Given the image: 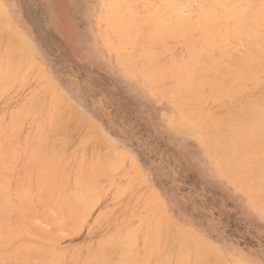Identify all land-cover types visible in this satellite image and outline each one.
Here are the masks:
<instances>
[{
	"label": "rangeland",
	"instance_id": "rangeland-1",
	"mask_svg": "<svg viewBox=\"0 0 264 264\" xmlns=\"http://www.w3.org/2000/svg\"><path fill=\"white\" fill-rule=\"evenodd\" d=\"M7 1L9 2V0H7ZM16 1L18 2L17 8H12V10L20 18L19 19L20 25L12 19L10 13L6 10L7 5H8L6 0H0V14H1L0 15V21L3 22V24H2L3 28L10 26L9 28L8 27L6 28L7 29L6 31L4 29H3L4 30L3 31L2 26L0 25V32L1 33L3 32L2 36L8 35L9 34L8 32H10L11 34H15L16 35L15 37L18 38V40H19L18 42H16L17 46L21 43L20 44V47L22 48L21 51L25 50L28 54L26 56V54H25L26 52L24 51L23 56L28 57L30 55V58H32L31 59L32 61H29L30 60L29 58H25L26 59V61H25L23 56L20 57L19 54H21V53H20V50L18 49V51H17L19 53L18 57H20V58L19 59L16 58V59H18V61L17 60L16 61L19 63L18 65H19L20 70L18 69L16 72L19 73L18 71H20V72H22V74L20 73L19 77L18 76L16 77V75H15L16 72L13 73L12 70H10L11 67H9V70L11 71V73H9V71L7 73L8 62H7V64H6V62L3 63V60L6 59V57L8 58V56H6V54L12 55V58H13V55H15L17 57V53L16 54H14V53L9 54L10 51L14 52V50H17L16 49L17 46L16 47L12 46L14 44L16 45V43H14V44L12 43V45H11L12 47H10L12 49H9V45H8L9 43L7 44L4 41L7 37L5 36L6 38H2V36L0 34L1 38L4 39L2 41L4 43H6V46H4V44H3V46H1L2 43L0 41V47L1 48L3 47L4 50L8 47V50H5V53H4V51H2V49H0L5 55V57H4L3 53L1 54V52H0V54L3 58L2 59L0 56V62H2V64L0 63V67H1V65L3 66V69L1 68L0 72L2 71L3 73L5 72V74L7 73V76L5 74L1 73V75L6 76V78L5 77L4 78L7 81L4 80L3 76H2L3 79L1 78V76H0V78L2 81L4 80L3 83L9 82V84L7 83V85H9V86L11 84L10 81H12V83L15 82L10 87H8V86L6 87V85L3 84V86H4L3 88H5V90H3V91H5V92L2 91L3 88H0V92H2V94H3V95L2 94L0 95L2 97V98H0V101H1V103H0V128L2 125L1 129H3V130H0V133H1L0 134V140H1L0 141V144H1L0 145L1 146L0 147V156L2 155L0 157V160L2 159L1 160L2 163H0V166H2V168H0V169H3L1 174H3V171H5L6 169L10 170L11 172L13 171L12 172L13 174L11 175L12 179L10 178V173L7 170L5 172H7V175H9V176L7 177L5 175L6 173L3 174V175H5L3 177L4 181L6 182V180H9L8 184L3 182L2 176L0 177V180H1L0 181V191L2 190L0 192V199H1V196H3L4 194L6 195V196L4 195L2 198L5 197L4 198L5 205L9 209V211L6 209V212L9 213L10 218H8V216H9L8 214H7L8 216H6V217L8 219H11L8 221V219L6 218L8 221V226H9V228L8 227L7 228H8V230L13 228L12 230H10V233L7 230L8 232H6V234L8 235V237H7L8 239H6V242H3L0 245V256H2V257H0V259H2V258H3V260L14 259V257L21 254L22 252L29 253L30 250H31L30 254L32 252V255H33L34 250H36V248H38L37 249L38 252L41 249L40 253H43V251H45V254L43 253L44 254V257H43L44 260L40 259L39 257L38 258L40 260H36V258L35 259L32 258V260H31L32 264H34V263L39 264L40 262H41L40 264H44L43 262H45V261L47 263L53 262L50 264H78V263L79 264H91V263L93 264V262H94V264H95V262L96 263L99 262L98 264H104V262H106V261L109 264L110 263L111 264H115V263L120 264V262L123 260L130 261V262L133 261V262H131L132 264H136V263L137 264H143V262H141V261H144V264H148V261H149L148 259H150V261H151V258H153V259L155 258V259L154 260L152 259L153 262L150 264H157L158 261H157V263H155L156 262L155 260H158L156 258L157 254H158L157 248H156V243L158 242V236L159 235L157 234V232L154 231L157 227V229L160 228L162 230V234L160 236L163 237L162 236L163 233L165 235L163 238L165 240L164 244H166V246L169 244H172V245H169L171 247V246H173V242L176 243L178 241L180 243H176V244H180L181 247H184L183 245L185 243V248H187L186 250L188 251V253L191 252L190 250H192V247L194 248V251L192 250V252L190 253L191 257H194L195 255H193V254H195V253L199 254V251H200L199 256H203L204 255L203 252L205 251V249H207V251H206L207 253H205L206 256L204 255V258L197 256L202 264L203 263L204 264H207V263L210 264L209 261H211V260H208V256H211L212 259L213 258L215 259L217 256L220 259V262L221 263L224 262V264H248V263L249 264H264V198L263 199L256 198V200H255L253 198V196L250 195L247 188L245 189V187H244L245 186L244 180H243L244 176L241 173L239 174V172H241V171L231 169V168H227V167H225V168H226V170L228 169V171H226L224 167H222L224 170H221V168H220L221 165L219 163L218 156L216 154H214L213 152H211V150L209 152V150H208L209 148L204 143L203 135H202V134H204V132L206 133V131H208L210 128H212L215 125V123L217 122L216 119L217 118L219 119L221 116H223L225 113H227V111L229 112V111H232L234 109H237V108H239V106H241L248 99L249 100L254 99L257 96H259V94L263 92L262 89L264 90V76H262L258 80H255L256 82L252 81V82H247V83L245 82V83L241 84L239 86L240 89H239V87H237L231 94H227V95H225L219 99L211 98L210 95H208L209 94L208 90H204L205 93H203V98H204L203 104H201L202 106L200 105L198 107V109H196L197 111L195 110L199 116L195 113V111L188 113V114H185L181 110H179V107L175 103H172L173 100L171 99V97L169 95L165 96L164 92H161V90H165V89H163L164 87L167 88V87H170L173 85V78L171 76L172 74H170V71L172 73L173 72L172 70L177 69L176 67H178L179 69H181L183 67L187 58L189 59V57H188L189 51L187 50L188 46L185 43H187V41L190 39V37L192 39H195V38H197V36L192 34V35L187 37L183 34L182 36H185V37H181L180 36L181 33H179V32L178 33L180 35L177 32H172V35L170 33H166V34L162 33L161 35L164 34L165 36L164 35L160 36L161 39L159 36H156V35H158L156 33L159 32L157 23H155V22H157V15L160 11L162 12L163 9H165V10H163V12L167 10V14L171 13V11L168 10V8H165V7H168V2L170 0H150L152 2L146 0L149 2V3H147V5H146V1L137 0L138 3L141 4L140 5L141 7L139 6V4H137L136 0L135 1L134 0H132V1H130V0H127V1L126 0H117V2H116V0H115V2L112 0L113 3H115L117 5V9L119 11L122 8V10L125 13V14H123V12H120L122 15L119 13V11L117 12L116 8H113L115 10V13H111V15L108 14V12L112 9L111 4H113V3L111 0H108V1L107 0H101L104 2H101L100 0H97V1L96 0H53L57 4L58 10H59V16H60L59 27L60 28L59 27L52 28L50 26V23L48 22L49 19H48L47 12L45 11L44 7L42 6L40 0H16ZM98 1H100V2H98ZM122 1H124V2L126 1V3L122 2ZM173 1H175L176 7L180 6L178 9L181 10V13L183 14V16L185 15V17H187L189 14V17H192L193 15L195 16L201 10V8L203 6H206V4H211L215 0H200V1L199 0H173ZM222 1H224V0H222ZM250 1H252L250 3H256L258 0H250ZM253 1H255V2H253ZM107 2H108V4H107ZM109 2L111 4H109ZM129 2L133 3V4H131L132 7L130 5L131 8H129V6H127V5H129ZM159 3L162 5H160ZM115 4H113V6ZM119 4L121 6L120 9H119V7H120ZM144 4H145V6L142 7V5H144ZM154 4H155V7L153 6ZM164 4H166V5H164ZM104 5L108 6V7L106 6L107 9H105ZM124 5H126V6H124ZM122 6H124L125 8L128 7L127 8L128 10L123 8ZM191 6L193 9H191ZM100 7H101V9H99ZM134 7L135 8L140 7V8L136 9L135 13L134 12L132 13L131 11H134V9H135ZM145 7H148V8L141 9V8H145ZM222 7L223 6H220L217 8L218 13L224 12V8H222ZM152 8H154L156 10L152 11ZM159 8H161V9H159ZM105 10H106V12H105ZM219 10H220V12H219ZM99 11H101L103 13V16L100 15L102 13H100ZM129 12L131 14H135V16H132V17H133V20L135 19V23H137L138 29L136 28V24H135V26H132V24L134 25V23H133L134 21L133 22L130 21L132 19H130L131 14ZM136 12H139L138 15H136ZM128 13L130 16H126V15H128ZM141 13H143V14L147 13L148 16L149 15L150 16H149V18H146V19L143 16L144 21L142 20L143 18L142 19L140 18V20H142L143 22L142 21L137 22L139 20L138 17H142L141 15H143ZM114 14H115V16H114ZM117 14H119L121 16H119V15L117 16ZM147 14H145V15H147ZM104 15H105V18L106 17L108 18L110 15V17L108 18L109 20L106 19L104 21ZM124 15L127 18L130 17L129 18L130 20L129 19L127 21L124 20L123 19ZM116 16L122 18L125 22H128L127 25H125L126 23L123 20L122 21L124 22V24H123V22L120 23L119 22L120 18H118L117 21H115V19H113L114 21H112L113 17L117 18ZM126 17H124V18L126 19ZM150 17H152V19H150ZM107 20H108V23H107ZM111 23L114 24V26L112 25L113 30L109 29V28H112L111 26L108 28V26L111 25ZM141 23L143 25H140ZM145 23H146V25H145ZM116 24L118 26V31L116 30L117 29ZM121 24H123V26H124V28L122 26V29L120 26ZM130 24H131V26H130ZM103 25H105V26H103ZM155 25L157 27V28L155 27L157 32H155L156 31L154 28ZM125 26H127V27H125ZM134 27L137 29V30H135V32H137V31L139 32V27H141L142 29H140L141 31L139 33H135V32L133 33ZM129 28H130V30H132L131 33H133V36H132V34L131 35L128 34V33H130ZM146 28H149V29H147L148 31L145 30ZM152 29L155 31L153 32ZM123 30H126L127 33H125V31H123ZM113 31H117L118 33L113 32ZM146 31H147L148 35L144 34V33H146ZM150 32L154 33L153 38H155V39L149 37L152 35V34H149ZM140 33L143 35L144 39H141L142 35ZM99 34H101V35H99ZM104 34H106V35H104ZM134 34L136 36H139L140 38L138 37L136 39V36ZM137 34H139V35H137ZM169 34L171 36V39L175 38L176 40H174V39L171 40ZM105 36H107V38ZM128 36L130 37V39H133L135 37L134 41L132 40L133 43L130 40V42L132 43L134 48L129 44V42H128V44H126L127 41L129 40ZM146 36H148L149 38ZM179 36L181 37V39L179 38ZM11 37H12V35H11ZM1 38H0V40H1ZM10 38H8L6 41L10 42L12 39V38L11 39ZM16 38H14V42L17 41ZM123 38H124V40H123ZM118 39H119V41H118ZM121 39H122V41H120ZM149 39L151 41H149ZM182 39H183V41H182ZM12 42H13V40H12ZM140 42L141 43L144 42V44H141ZM154 42L155 43L157 42V43L154 44ZM117 43L121 44V45H119V44L118 45L120 47L122 46V48H123L122 50L120 48H118V50H117V47H119L118 45L116 46ZM125 44L130 45L131 47L125 46ZM32 45L35 48V50L32 48ZM151 45L152 46L154 45V46L152 47ZM184 45H186L187 48ZM135 46H136V49L137 48L139 49V47H140V49L138 51L139 53L138 52L136 53L137 50H135ZM141 46H142V48H141ZM146 46L150 49L146 48ZM150 46L152 47V50H151ZM166 46H168V48H166ZM164 47H165V49H164ZM146 49H148V50L145 51ZM132 50H133V52H132ZM117 51H120V52L122 51V52L119 53ZM141 51L142 52L144 51V52L142 53ZM149 51H153V52L149 53ZM126 52L129 54H127ZM122 53H126L125 56H123L124 54H122ZM144 53H146V54H144ZM140 54H142L144 57L146 56L145 59ZM118 55H120V56H118ZM153 56L155 57V59ZM171 57H172V59H171ZM181 57L183 60H181ZM21 58H23V61L26 62L25 65H23V66L20 65L21 64L20 62H22V61H20ZM146 58H147V60H146ZM153 59H154V63L152 61ZM8 60L11 62V60H12L11 57ZM171 60H172V62H170V64H171L170 65L169 61H171ZM33 61L35 64L32 63V67H31V64L29 66V63H28L29 68L26 69L27 68V62H33ZM13 62H14V60H13ZM24 62H22V64H24ZM148 62H150L149 65H147ZM133 63L134 64L136 63V64L132 65ZM33 64H34V66H33ZM16 65L17 64L14 65V63L13 64L11 63L10 66H12V68H13V66H16ZM174 65H175V67H174ZM5 66H7V67L5 68ZM128 66H130V67H128ZM154 66H156L157 68ZM146 67L148 69H146ZM172 67H173V69H172ZM15 69H17V66L15 67ZM38 69H39V72L37 71ZM132 69L136 70V71H133ZM143 69H144V71H142ZM154 69L158 70V71H156L157 73H155ZM162 70H164V71H162ZM13 71H15L14 68H13ZM168 71H169V73H167ZM140 72H142V73H140ZM131 73H132V75H131ZM134 73H135V75H134ZM160 73H161V75H160ZM8 74H10V75L13 74V76H15L17 79L13 76H12L13 79L10 78V75H8ZM154 74H155V76H154ZM166 75H168L169 77L171 76V79L169 77H167ZM23 76H24V78H23ZM146 76H148L149 78ZM56 77H61V79L63 80V82L65 84H69L71 88L73 87L72 90H73L74 95L76 96V98L81 103H85L87 105L86 106L87 109L89 110V112L91 111L90 115H88L87 113L82 111L72 99H70L66 95L62 94L61 88L56 82ZM155 77H156V79L158 77V79H157L158 81L155 79ZM121 78H125L127 81L134 84V86L136 87L135 89L137 90V92H139L138 93L139 95L137 96V94L130 87L123 84L124 82L120 81ZM165 78H166V80H165ZM140 79L144 80V82ZM148 79H149V81H148ZM153 79H155L157 82ZM161 80H162V82H161ZM257 82H259V83H257ZM1 83L2 82H0V86H1ZM140 83H142V84L140 85ZM49 84H51L52 86H50ZM149 86H151V87H149ZM52 88L54 90H52ZM151 90H153L154 92L152 93ZM155 90H157V91L155 92ZM37 91H38V93H37ZM42 92L44 94V97H43L44 102L42 101V103H39L42 100L41 99L43 96ZM55 92H56V94H55ZM37 94H38L37 98H39V99H37L38 104H39V106L42 105L41 107H39L37 102H36L37 101L36 100ZM163 94L166 98L163 96ZM244 94H246V96ZM168 96L170 98H168ZM15 97H16V99H15ZM23 98H24V101H26V102L29 99L30 103L28 102V104H29L28 109H29V107H30V109H33L32 110L33 112H31V110H30V112L32 113V114L30 113L31 115H29V113H26V112H29L28 109L23 110L24 105L26 104V102L23 101ZM61 98H62V100H61ZM30 99H33L36 103ZM238 99H240V100H238ZM55 100H58V101L54 102ZM145 100H147V101H145ZM212 100H213V102H212ZM62 101H63V103L64 102L66 103V106L64 105L65 106L64 113H62V115L64 116V118H63L64 120L62 121V117H60L62 115L58 116L57 122H58L59 126L57 124L58 127H55L54 129H50L48 127V122L50 121V119H49L50 114L52 113L55 106L63 105V104H61ZM31 102H33L34 105H36L38 107V109L36 106L31 108L32 106H30V105L33 104V103L31 104ZM59 102H60V104H59ZM207 102H208V104H207ZM20 103L23 104L21 108L19 107V106H21ZM26 106H27V104H26ZM218 106L221 110L218 108ZM200 107H201V109H200ZM228 107H230V108H228ZM15 108L18 109V111H19L18 113H17V109H15ZM19 109H21V110H19ZM12 111L14 114L12 113ZM22 111H25V112L23 113ZM3 113H4V116L1 115ZM21 113H23L25 115L27 114L26 116L29 115L30 118L28 116L27 118H29V119L26 120V116L25 115L23 116V114H21ZM17 114H20L21 117L20 116L18 117ZM205 114H206V117H205ZM33 115H35V116H33ZM66 115L68 117H65ZM2 116H3V118H1ZM183 116H184V118H183ZM24 117H25V119H24ZM202 117H203V119H202ZM11 119H13V120H11ZM210 119H211V122H210ZM20 120L23 121L22 124H24V126L20 123V122H22ZM81 120H83V121H81ZM173 120H175V121H173ZM204 120H205V122H204ZM184 121L187 124H184L185 123ZM191 121H193V122H191ZM196 121H198V122H196ZM14 122H17V123H14ZM190 122H191V124H188ZM210 123H212V124H210ZM6 125L8 127H6ZM63 125L65 128H63ZM69 125H72V126H69ZM85 125H87L86 128H90L91 130L84 128ZM184 125H185V127H184ZM18 126H20V127L17 128ZM21 126H23V128ZM44 126L48 132L46 131ZM76 126H77V128H76ZM196 126H198V127L196 128ZM59 127L61 128V130H63L64 134L62 133V131L56 129ZM188 127H191V128H188ZM13 128L14 129L16 128V129L14 130ZM185 128H187V132H186ZM20 129H22V132L20 131ZM12 130H14V131L11 132ZM35 130L37 131V137H36V133H35L36 131ZM68 130H71V131L69 132ZM43 131H45L44 134L41 133ZM87 131H89V132H87ZM2 132L6 135H4ZM56 132L59 133L61 136L59 137V134H58V136H55ZM19 133H20L19 138H16L17 134H19ZM51 133H53V135ZM41 134L44 136H42ZM91 134H94V135L90 136ZM10 136H13V137H10ZM27 136H28V139L26 140ZM41 136L44 137L45 139L41 138ZM51 136L55 137V138L54 137L51 138L52 140L54 139L53 141H51V139H50ZM94 136H96L98 138H96ZM65 137H67V138H65ZM91 137L92 138L94 137L95 139H92ZM46 138H47V140H46ZM9 139H10V141H9ZM17 139H19V140L17 141ZM56 139H58L57 142H54V141H56ZM96 139H98V140L94 141ZM36 140H37V142H36ZM40 140H42L43 145L40 144V142H41ZM60 140H62V141H60ZM83 140L84 141L86 140V141L84 142ZM13 141L17 142V146L14 145L15 143L9 146L8 143H11V142L13 143ZM34 141H35V143H34ZM58 141H59L60 145L58 144ZM52 142H53V147L55 146L54 148H52V146H51ZM61 142H63V144H61ZM86 142L88 145L86 144ZM96 142H97V146H95ZM98 142H100V143H98ZM181 142H183L184 144L187 145V147L189 149L188 151H184L180 148ZM44 143H45V145L48 144L46 147H50V149L51 148L53 149L52 153L55 152L53 154L54 155L53 157H52V153L50 154L51 150H49V148H46ZM32 144L34 145V147H31V146H33ZM57 144L59 146H57ZM15 146L17 148H15ZM7 147H9V148H7ZM43 147H45L46 152H45V149ZM56 147H58V149ZM39 148H43L44 151L38 150ZM47 149L49 150L48 153H47ZM55 149H57V150H55ZM32 150L35 152L32 153L33 152ZM59 150H61L63 152H61ZM8 151H10V152H8ZM38 151H39V154H41L44 157L38 155ZM87 151H88V154H87ZM14 152H16L15 154L17 156L15 159H14L15 155L14 154L11 155ZM41 152H43V154ZM59 152H61V153L58 154ZM65 152L68 154L69 157L71 156L72 158L71 157L68 158L65 155L66 154ZM19 153H20V156H18ZM45 154H48L49 156H47ZM96 154H98V156ZM212 154H213V157L210 156ZM33 155H35V157H33ZM92 155H94V156H92ZM107 155H108V157H107ZM29 156H31V158ZM45 156H46V158H49V159H45ZM63 156H65V158H63ZM82 156H83V158H82ZM96 156L99 157L98 158L99 160H97ZM102 156H104V158H101L103 160V162L100 159V157H102ZM109 156H110V158H109ZM7 157H10V159L8 158L9 159L8 160ZM50 157H52V159ZM41 158L42 159L44 158V160H42ZM73 158H74V160H73ZM6 159H7V161L11 160V162L13 160H15V161H14V163H10V162L7 163ZM32 159L35 162L34 166H33L34 162H32ZM38 159L39 160L41 159V161H39ZM54 159L55 160L58 159L57 162ZM69 159H70V161H69ZM106 159H107V161H105ZM3 160H5V162ZM52 160H54V161H52ZM63 160H64V162H63ZM45 161H46V163H45ZM98 161H99V163H98ZM110 161L112 163H109ZM113 161H114V163H113ZM204 161L207 163L208 167H207L206 171L203 172L201 170V165L203 164ZM49 162H51V164ZM60 162H61V164H60ZM115 162L117 164H115ZM5 163H7L6 166H8V164H9L8 168L5 167ZM30 163L32 164V166L34 168H32L30 166L31 165ZM37 163L39 166H37ZM74 163L76 164V166L74 165ZM103 163H105V164H103ZM106 163H107V165H106ZM214 163H215V165H214ZM54 164H58V165L55 166ZM71 164H73V165L71 166ZM78 164H79V166H78ZM97 164H98V167H100V168L103 167V168H101V169L98 168ZM110 164H112L113 170L118 167L117 170L113 171L111 168H108L109 166H111ZM13 165H16V166L14 167ZM104 165H106V167ZM57 166H58L59 170H56V169H58ZM74 166L76 167L77 170H75ZM81 166H82L83 170L85 169V168H83L85 166L86 167L88 166V168H86L83 171L80 168ZM93 166H94V168H93ZM123 166L125 169H122ZM218 166H219V168H218ZM48 167H49V170H47ZM62 167H65V168L68 167V168H66L67 171H65L66 169L62 168ZM77 167H79V168H77ZM89 167H91V168H89ZM120 167H121V169H119ZM29 168H32V170L34 172L33 174L31 173L32 171ZM73 168L75 171L73 170ZM107 168H108V170H105ZM51 169L53 170V172ZM88 169L89 170L91 169L90 170L91 174H88V173H90ZM97 169H98V172H97ZM99 169L101 170V172H99ZM55 170L59 174L58 176H57V173H55L56 172ZM102 170H103V172H102ZM29 171L32 174V177L30 176L32 181L30 179L28 180V181H31L30 182L31 184L29 183L30 185L28 186L27 185L28 181H27V184H25L26 183L25 181L28 178L24 179V182H25L24 184L26 185V188H25V185L22 184V182H23V178L28 176ZM49 171H50V173H49ZM64 171H65V173L67 172V177L64 174ZM86 171L88 173H86ZM107 171L109 173L111 171H113V172H111L109 176L107 175L109 173H106V176H105L104 174ZM75 172H76V174H75ZM92 172L93 173L95 172V174H93ZM236 172L238 174H235ZM40 173H42V175L39 179ZM54 173H55V175H54ZM77 173H78V177L80 176L79 178L77 177ZM112 173L114 175H112ZM214 173H216V174H214ZM217 173H219L218 174L219 176L217 175ZM43 174H45L46 176L48 175V177H44L45 175L43 176ZM49 175H51L53 177L55 176V177H57V179L55 178V180H54V178L50 177ZM103 175H104V177H103ZM132 175L134 176V178L132 177ZM237 175H238V177L240 176L239 177L240 180L243 181V183H239L240 185L238 184V182H241V181L238 180ZM61 176H63V177L61 178ZM69 176H70V178H69ZM84 176H85L86 180H84V183H83L82 179H84ZM107 176H108V178H107ZM119 176H121V177H119ZM144 176H145V178H144ZM42 177H44L43 180L46 183L42 182L43 181ZM75 177L77 178V180H75L76 179ZM93 177H94V183L91 181V178L93 179ZM130 177H132V178H130ZM230 177H231V180H230ZM7 178H9V179H7ZM50 178L54 181L50 180ZM67 178H69V179L67 180ZM104 178H105V180H104ZM10 179H11V181H10ZM58 179H59V181H58ZM63 179L64 180L66 179V180L64 181ZM87 179H88V183H87ZM61 180L64 182L65 185L62 184L63 182ZM69 180H70V182H69ZM78 180H79V182H81L80 185L87 184L85 187L86 193H84V190L81 191V189H85L84 186H81L80 187L81 189L78 188L80 190V194L83 192L82 195L84 196V198L87 201L84 198H82L80 194H78L76 192V189L75 190L73 189V186L74 187L80 186V185L76 184V183H78ZM48 181L55 182L54 184L58 183L57 184L58 186L55 185V187H56L55 188L54 185H52V182L49 184ZM60 181L62 183H60ZM95 181H96V183H95ZM67 182L70 184H68ZM112 182H115V183L112 184ZM232 182H234V183L232 184ZM1 184L3 185L4 189L8 190V191H6V190L5 191L9 192L10 194H8V193L6 194V192H3L4 189L3 188L1 189V187H2ZM71 184H72V186H70ZM96 184L98 185V187H96ZM108 184L110 185V187H109L110 189L107 190ZM6 185H8V186H6ZM22 185H23L25 190L22 188ZM36 185H38L39 188ZM47 186H48V188H47ZM68 186H70V189ZM227 186H229V187H227ZM5 187H7V188H5ZM17 187H18V189H17ZM19 187H20V189H19ZM60 187H62V189ZM67 187L70 191L66 190ZM124 187H127V188H124ZM241 187H242V189H241ZM89 188H91V190ZM93 188H94V190H93ZM21 189H23V190H21ZM229 189H231L232 191ZM12 190H13V192H12ZM54 190L57 193L56 192L53 193ZM61 190H62V193H60ZM87 190H88V193H87ZM105 190H106V192H105ZM16 191H18V192H16ZM22 191H25V192L23 193ZM45 191H46V193H45ZM64 191H66L68 193L73 192V194H77L78 196L80 195L79 197L82 198L81 200H83V201H81L80 198H79V201H76L75 199L77 196L75 198H73V196H75V195H73L72 193L68 194L66 192L64 194L63 193ZM91 191H93V192L96 191V192L91 193ZM99 191L102 192L101 193L102 195H100ZM123 191H124V193H122ZM97 192H99V193H97ZM16 193H18V194H16ZM19 193L20 194L23 193V195L25 197L27 195V198H24L23 195H22L23 199L21 197L19 198L18 197ZM59 193H60V196H61V194H63V196H61L62 197L61 199H63V197H65L66 194H68L67 199L71 196L72 197L69 198L70 200H67L66 198H65L66 200L63 199V202L61 204L62 206L61 205L59 206V204H58V206H59L58 207V206H55L56 205L55 203L57 202V200H59L57 198H60L58 195ZM52 194H55V195L57 194L56 196L53 195L56 198H53ZM86 194L88 196H89V194H90V196H92V199L90 197L91 200H93V196H94V198H98V199H96V200L94 199L95 201H93V203H92V201L87 197ZM96 194L98 195V197H96L97 196ZM151 194L153 196H151ZM8 195L11 197V200H9L10 197H7ZM15 195H17V196L15 197ZM28 195H29V197H31L33 195L32 200L28 197ZM85 195H86V197H85ZM114 195H116L117 197ZM247 195H248V197H247ZM99 196H101V198H99ZM6 197L9 198L8 199L9 201L6 199ZM39 197H40V199H39ZM152 197L154 199H152ZM51 198H53L55 200L53 201V199L51 200ZM25 199L29 200L30 202L28 201V203H27ZM41 199L43 201L42 203L40 201ZM258 199H260V200H258ZM37 200H39V201H37ZM74 200L76 201V203ZM247 200H248V202H247ZM253 200H255V201H253ZM10 201L13 202V204H15L16 207L13 204H11ZM50 201H53V204H55V205H52V202H50ZM59 201H61V200H59ZM67 201H69V202H67ZM72 201H73V205L74 204H76V206L81 205L80 207H82L85 211L81 210L77 206L80 209V211H79V209L74 206L73 209L75 210L74 213H76V214L72 213V211H74L71 209L73 205L69 208V204L72 203ZM88 201H91V202H88ZM32 202H33V205H31ZM77 202L79 204H77ZM82 202H83V204H82ZM85 202H87V203L84 204ZM94 202H96V203L94 204ZM258 202L260 203V205ZM64 203H66V206L68 204L67 208L72 210V211H70V210H67V208H66V210L68 212H71L72 214L75 215L73 218H72V216H73L72 214L70 215V213H68L69 215H67V212L64 211L65 210V207H63ZM89 203H92V205L93 204L96 205L95 207H93L94 209L91 208V205ZM49 204L52 205L53 208H50L51 206H49ZM148 204L150 205V207ZM256 204H258V205H256ZM83 205H88V206L83 207ZM89 205H90V208H89ZM157 205L159 208L157 207ZM10 206H12V207H10ZM33 206H35V208H36V209L34 208L35 210H33ZM47 206H49V207L47 208ZM54 206H55V208H54ZM64 206H65V204H64ZM45 207H46V210H48L50 208L49 210H51V211H52V209H54V210L56 209L57 213L58 212L60 213L61 208H62V212L66 213L67 217L66 216L64 217L63 213L60 214L61 216H59V214H58L56 216L57 219H59L58 217H60V218L62 217L61 219H59V221H61V222H58L52 216L53 213L55 212L53 210L52 215L49 214V216H50V219L54 218L53 219L54 221L51 220L52 222L47 223L48 218L45 215L48 216V214H46L48 212L44 213L45 210H43V209ZM56 207H58L60 209L58 210V208H56ZM75 208H77L78 210H76ZM253 208H255V209H253ZM14 209L17 211H15ZM146 209H147V212H146ZM77 211H79V212H77ZM87 211H89V212H87ZM16 212H18V213H16ZM20 212L23 214L25 212L28 216L27 220L28 221L32 220V223H35V224H30L32 226V228L30 227V229H32L31 230L32 232H30V231L27 232L29 229L28 227L30 226L28 224H25V223H28L27 221L24 220L25 222L23 221V222L18 223L16 215L18 216V214H21ZM37 212L41 213L40 216H41V218L43 217L42 218L43 220H44V218H47V220H44V221L42 219L39 220L40 219L38 216L39 213H37ZM56 212H55V215H56ZM83 212H85L86 214ZM144 212H146V213H144ZM12 213H14V214L16 213V214L15 215L13 214V217H12L11 216ZM77 213H80V214H77ZM105 214H107V215H105ZM36 215L38 218L36 217ZM124 215L126 217H124ZM68 216H70L69 217L70 219L71 218L73 219V220H71L72 222L64 223L65 219H67ZM160 216L163 219V220H161L162 222H160V219H161ZM24 217H22V218H24ZM75 217L77 218V220L75 219ZM20 218H21V215H20ZM22 218H21V221H22ZM63 218H65V219L62 220ZM132 218H134V219H132ZM165 218H166V220H165ZM12 219L14 221L15 220L16 221L14 222ZM70 219H67V221H69ZM81 219H83V220H81ZM79 220H80V222H78ZM73 221H76L77 223L73 222ZM169 221H171V222H169ZM62 222L64 223L63 224L64 226L62 225ZM15 224L18 227H15L16 226ZM51 224L52 225L55 224V225L52 226ZM138 224H139V226H137ZM33 225H36L34 227H37V228L39 227V228L38 229L34 228ZM50 225H51V227H50ZM160 225H163L164 228H163V226H160ZM11 226H13V227H11ZM23 226H24V229L21 230L23 228ZM56 227H58V228L56 229ZM176 227L178 230L175 229ZM18 228H19V230H18ZM45 229H46V232L48 234L50 233L49 235L47 234V236H46V233H44ZM134 229H135V231H137V230H139V231L135 232ZM163 229H165L164 230L165 232H163ZM172 229L174 231H177L176 234L182 233L184 235L181 234L180 235L181 237H180V236H178L179 234H177L176 235L177 238H176L175 232ZM33 230H35V231L33 232ZM39 230L41 232L44 230V232L42 234H45V236L43 235V237L44 238L46 237V239H44L42 237V234ZM169 230H170V232L171 231L172 232L169 233L168 232ZM12 231H14V232H12ZM15 231L16 232L21 231V233L19 234L17 232L16 233L17 237H16L14 235ZM37 231H39L38 233L41 235L36 236ZM48 231H50V232H48ZM173 232H174V236H173ZM31 233H33V234H31ZM10 234L13 236L14 239H12V236ZM136 234H137V238L135 237ZM54 235H55V237L57 236L56 240H55ZM118 235L119 236L121 235L119 237L120 241L116 240V239H118ZM20 236H21V238H20ZM48 236H52L51 238H53V240L52 239L50 240V238L47 239ZM169 236H171V237H169ZM172 236H173V239L175 241L172 239L173 241H171V243H170L169 240H170V238H172ZM185 236L187 237V239H188V236L190 238L188 240H186ZM3 237H4V234H3ZM40 237L43 239H41ZM58 237L60 240H58ZM110 237H112V241L110 240ZM146 237H147V239H146ZM182 237H183V240L181 241ZM130 239H132V240H130ZM133 239H134V242H133ZM149 239H152V241H150ZM155 239H156V241H155ZM53 241H55V242H53ZM114 241L116 242V244ZM136 241H137V243H136ZM166 241H167V243H166ZM110 242H111L113 249L107 248L108 246L109 247L111 246ZM118 242H119V244L122 242H124L125 244L124 243L120 244L119 245L120 249H119ZM188 242H189V246H188ZM30 244H31V246H30ZM105 244H108V246H106ZM144 244H146V245H144ZM194 244H196V245L193 246ZM197 244H198V246H197ZM38 245H39V247H38ZM121 245H123V247ZM148 245H149V247H148ZM186 245L190 248V250H188L189 248ZM103 246H105L106 249ZM115 246H117L116 250H115ZM195 247L196 248L198 247V248L196 249ZM32 248H35V249L32 250ZM49 248H51L52 250ZM199 248H202V250ZM12 249H13V251H12ZM14 249L19 250V251H16ZM103 249H105V250L109 249L110 251L112 250L115 253L110 252L109 250L104 251ZM152 249L154 250L155 254L153 253ZM203 249H204V251H203ZM1 250H3L4 252ZM21 250H22V252H21ZM119 250H120V252H118ZM125 250H126V252H125ZM151 250H152V252H151ZM9 252H10V254H9ZM13 252L16 254V256L14 255ZM18 252H20V253L18 254ZM130 252H132V253H130ZM150 252L153 254L150 255ZM95 253H96V256L94 255ZM109 253H111V255ZM112 253H113V255H112ZM121 253H122V255H121ZM125 253H126V255H125ZM134 253L136 255H133ZM202 253H203V255H202ZM12 254H13V257H12ZM98 254H100V255H98ZM101 254H103V255L105 254V255L102 256ZM129 254H131V255H129ZM155 255H156V257H155ZM6 256H8V257L6 258ZM51 256H52V259H51L52 261L47 260V259H50ZM147 256H149V258ZM92 257H94V258H92ZM191 257L188 260L190 263L192 262ZM96 258H99L101 260L96 259ZM108 258H109L110 262H109ZM130 258L133 260H131ZM33 259H34V261L36 260V262L37 261H39V262H37V263L33 262ZM103 259L104 260L106 259V260L104 261ZM115 259H116V261H114ZM204 259H206V262L203 261ZM209 259H210V257H209ZM214 259L212 261H215ZM57 260H59V261H57ZM136 260H137V262H136ZM1 261L2 260H0V262ZM100 261L101 262L104 261V262L101 263ZM126 261H124V264H128V262L126 263ZM218 261L219 260L216 258V261H215L216 263L213 262V264L214 263L219 264L220 262H218ZM15 262L18 263V261L13 260L12 264L13 263L17 264ZM46 262H45V264H46ZM134 262H136V263H134ZM173 263L178 264L177 262H173ZM173 263L171 262L169 264H173Z\"/></svg>",
	"mask_w": 264,
	"mask_h": 264
},
{
	"label": "bare ground",
	"instance_id": "bare-ground-1",
	"mask_svg": "<svg viewBox=\"0 0 264 264\" xmlns=\"http://www.w3.org/2000/svg\"><path fill=\"white\" fill-rule=\"evenodd\" d=\"M97 1V0H96ZM101 1V0H100ZM100 1H98V2H100ZM108 1V0H107ZM112 1V0H111ZM114 2H115V0H113ZM113 1H112V3H113ZM127 1V0H126ZM126 1L124 2V1H122V2H124V3H126ZM130 1H132V0H130ZM135 1V0H134ZM137 1V0H136ZM144 1H146V0H144ZM148 1H150V0H148ZM148 1H146V5H147V3H149ZM200 1V0H199ZM6 2L8 3V5H7V11L10 13V15H11V17H12V19L16 22V23H20V21H19V17L16 15V13L15 12H13V10H12V8H17V4H18V2L16 1V0H9V2L6 0ZM40 2H41V4H42V6L44 7V9H45V11L47 12V15H48V19H49V23H50V26L52 27V28H57V27H59V25H60V16H59V10H58V7H57V4L53 1V0H40ZM101 2H104V1H101ZM116 2H117V0H116ZM150 2H152V1H150ZM155 2V1H154ZM153 2V3H154ZM160 2V1H159ZM163 2V1H162ZM184 2V1H183ZM250 2H252V1H248V0H224V1H222V0H215L214 2H212L211 4H206V6H203L202 8H201V10L194 16H192V17H189V14H188V16L187 17H185V15L183 16V14L181 13V10L180 9H178L179 7H176V4H175V1H173V0H170L169 2H168V7H165V8H168V10H170L171 11V13L170 14H167V10L166 11H164L163 12V10H165V9H163L162 10V12L160 11L159 13H158V15H157V22H155V23H157V26H158V33H156V34H158V35H156V36H163V35H161L162 33H170L171 35H172V32H179V33H181V37H185V36H190V35H196L197 36V38H195V39H192L191 37H190V39L187 41V43H185V44H187V46H188V51H189V59L187 58V60L185 61V64L183 65V67L181 68V69H179L178 67H176L177 69L176 70H172L173 69V67H172V73H171V71H170V74H172L171 76H172V78H173V85L172 86H170V87H167V88H163V89H165V90H161V92H164V94H165V96L166 95H169L170 97H171V99L173 100V102L172 103H175L178 107H179V110H181L183 113H185V114H188V113H191V112H194L196 109H198V107L201 105V104H203V93H205L204 92V90H208V92H209V94L208 95H210V97L211 98H213V99H219V98H222L223 96H225V95H227V94H231L237 87H239L241 84H243V83H247V82H252V81H255V80H258L259 78H261L262 76H264V0H258L256 3H250ZM253 2H255V1H253ZM158 3V2H157ZM59 4V3H58ZM64 4V3H63ZM107 4H108V2H107ZM109 4H111L110 2H109ZM113 4H115V3H113ZM113 4H111L112 5V9L108 12V14H110L111 15V13H115V10L113 9V8H116L117 9V5L114 7L113 6ZM122 4V3H121ZM131 4H133L132 2L130 3L129 2V5H127V6H129V8H131L132 7V5ZM137 4H139V6L141 5L140 3H138V1H137ZM143 4V3H142ZM160 4V3H159ZM195 4V3H194ZM198 4V3H197ZM202 4V3H201ZM95 5V4H94ZM130 5H131V7H130ZM149 5V4H148ZM151 5V4H150ZM160 5H162V4H160ZM164 5H166V4H164ZM179 5V4H178ZM190 5V4H189ZM199 5V4H198ZM105 6V9H107L106 8V6L107 5H104ZM119 6H120V4H119ZM124 6H126V5H124ZM124 6H122L123 8H125ZM137 6V5H136ZM143 6H145V4L144 5H142V7ZM154 7H155V4L153 5ZM202 6V5H201ZM220 6H223L222 8H224V12L223 13H218L217 12V8L218 7H220ZM91 7V6H90ZM99 7V6H98ZM108 7V6H107ZM110 7V6H109ZM141 7V6H140ZM139 7V8H140ZM152 7V6H151ZM162 7V6H161ZM194 7V6H193ZM121 8V6L119 7V9ZM128 8V7H127ZM127 8H125V9H127ZM135 8V7H134ZM139 8H135L134 9V11H131L132 13L134 12L135 13V11H136V9H139ZM146 8H148V7H145V8H141V9H146ZM157 8V7H156ZM164 8V7H163ZM99 9H101V7L99 8ZM110 9V8H109ZM159 9H161V8H159ZM191 9H193L192 8V6H191ZM97 10V9H96ZM128 10V9H127ZM126 10V11H127ZM133 10V9H132ZM153 10H156V9H154V8H152V11ZM176 10V11H175ZM180 10V11H179ZM18 11V10H17ZM114 11V12H113ZM119 10L117 9V12H118ZM169 11V12H170ZM100 13H102L101 11H99ZM105 12H106V10H105ZM120 12H123V14H125L124 13V11L122 10V8L120 9V11H119V13ZM128 12V11H127ZM157 12V11H156ZM219 12H220V10H219ZM75 13V12H74ZM130 13V12H129ZM129 13H128V15H126V16H130L129 15ZM138 13L139 12H136V15H138ZM148 13V12H147ZM147 13H141V14H143V15H141L142 17H138V19L140 20V18L142 19L143 18V16H144V18L146 19V18H149V16H148V14ZM97 14V13H96ZM121 14V13H120ZM131 14V13H130ZM145 14H147V15H145ZM195 14V13H194ZM1 15V14H0ZM100 15H102L103 16V13L102 14H100ZM110 15H109V17H110ZM119 14H117V16H118ZM122 15V14H121ZM121 15H119V16H121ZM113 16V15H112ZM114 16H115V14H114ZM116 16V17H117ZM125 15H124V17H126ZM132 16H135V14H131V18L130 19H132V20H130L129 18H127L126 17V19L123 17V19L124 20H130V21H134L133 23H134V25L132 24V26H135V24H136V28H137V23H135V19L133 20V17ZM153 16V15H152ZM108 17V18H109ZM4 18V17H3ZM101 18V17H100ZM107 17L105 18V15H104V21L106 20V19H108ZM118 18H120V17H117V18H112V21H114L113 19H115V21H117V19ZM144 18L142 19L143 21H144ZM122 18H120L119 19V22L121 23V22H123L124 20H123ZM137 19V20H138ZM150 19H152V17H150ZM109 20V19H108ZM108 20H107V23H108ZM123 20V21H122ZM137 21V22H141L142 20H140V21ZM111 21V20H110ZM142 21V22H143ZM125 22V21H124ZM124 22H123V24H124ZM131 22V23H132ZM106 23V24H107ZM113 23V22H112ZM111 23V25H107L108 26V28L111 26L112 28H109V29H112L113 30V26H114V24H112ZM119 23V24H120ZM126 24L125 25H127V23L128 22H125ZM2 24H3V22L2 21H0V25L2 26ZM100 24V23H99ZM123 24H121L120 26H121V29H122V26H123ZM139 24V23H138ZM20 25V24H19ZM101 25V24H100ZM113 25V26H112ZM140 25H143L142 23L140 24ZM145 25H146V23H145ZM103 26H105V25H103ZM106 26V27H107ZM116 26H117V24H116ZM130 26H131V24H130ZM153 26V25H152ZM8 27V26H7ZM7 27H5V28H3V26H2V30L4 29L5 31L7 30L6 28ZM10 27V26H9ZM8 27V28H9ZM125 27H127V26H125ZM156 27V25L154 26V28ZM60 28V27H59ZM116 28V27H115ZM123 28H124V26H123ZM135 27H134V31H133V33L135 32V30H137ZM157 28V27H156ZM156 28H155V30H156ZM133 29V28H132ZM140 29H142L141 27H139V32L141 31ZM147 29H149V28H146L145 30H147ZM3 30V31H4ZM117 31H118V26H117V29H116ZM144 30V31H145ZM151 30V29H150ZM153 30V29H152ZM155 30H153V32L155 31ZM117 31H113V32H117ZM122 31V30H121ZM123 31H125V33H127L126 32V30H123ZM129 31H130V33H128L129 35H131L132 34V36H133V33H131L132 32V30H130V28H129ZM128 31V32H129ZM148 31V30H147ZM147 31H146V33H144L145 35H148L147 34ZM108 32V31H107ZM138 31L137 32H135V33H139ZM149 33V34H152L151 36H149L150 38H153V34L154 33ZM155 32H157V30L155 31ZM3 33V32H2ZM2 33L0 32V34H1V36H2ZM9 33V34H8ZM7 34L8 35H4V36H2V38H6L5 40L4 39H2L1 38V36H0V38H1V43H2V45L1 46H3V44H4V46H6V43L9 45V49H12V48H10V47H12V46H17V43L16 42H18L19 40H18V38H16L15 36V34H11L10 32H8ZM109 33V32H108ZM118 33V32H117ZM116 33V34H117ZM142 33V32H141ZM140 33V34H141ZM113 34V33H112ZM143 34V33H142ZM141 34V35H142ZM170 34H169V36H170ZM185 35V36H182V35ZM10 35V36H9ZM11 35H12V37H11ZM99 35H101V34H99ZM104 35H106V34H104ZM108 35V34H107ZM119 35V34H118ZM121 35V34H120ZM135 35V34H134ZM137 35H139V34H137ZM6 36V37H5ZM131 36V37H132ZM136 36V35H135ZM165 36V35H164ZM174 36V35H173ZM179 36V38L181 39V37ZM12 39H11V38ZM16 38L17 39V41H15L14 42V38ZM106 38H107V36H105ZM117 37V36H116ZM120 37V36H119ZM139 36H136V39L138 38ZM146 37H148V36H146ZM148 37V38H149ZM8 38H10L11 39V41L10 42H8V41H6ZM110 38V37H109ZM128 38H129V40L127 41V43L126 44H128V42H129V44L133 47V45H132V43H133V41H134V38L133 39H130V37L128 36ZM140 38V37H139ZM163 38V37H162ZM15 39V40H16ZM141 39H144L143 38V35H142V38ZM140 39V40H141ZM153 39H155V38H153ZM160 39H161V37H160ZM170 39H171V36H170ZM172 39H174V40H176L175 38H172ZM171 39V40H172ZM185 39V38H184ZM2 40H4L6 43H4ZM12 40H13V42H12ZM107 40V39H106ZM110 40V39H109ZM123 40H124V38H123ZM130 40H131V42H130ZM133 40V41H132ZM112 41V40H111ZM118 41H119V39H118ZM120 41H122V39L120 40ZM138 41V40H137ZM149 41H151L150 39H149ZM163 41V40H162ZM182 41H183V39H182ZM161 42V41H160ZM165 42V41H164ZM178 42V41H177ZM11 43V44H10ZM12 43L14 44V43H16V45L14 44V45H12ZM20 43V42H19ZM141 43V42H140ZM150 43V42H149ZM157 43V42H156ZM155 42H154V44H156ZM184 43V42H183ZM21 44V43H20ZM20 44L16 47V49L17 50H14V52H9V54H16L17 53V57L15 56V55H13V58H12V55H8V54H6V56H8V58L6 57V59H4L3 60V63H5L6 62V64H7V62H8V70H7V73H8V71H9V73H11V71L10 70H12V72L13 73H15L18 69H19V63L17 62L18 61V59L20 58V57H22L23 56V54H24V51H21V47H20ZM110 44V43H109ZM121 45L120 43H117L116 44V46L117 45ZM123 44V43H122ZM125 44V46H129V47H131L130 45H126ZM136 44V43H135ZM138 44V43H137ZM141 44H144V42H142ZM152 44V43H151ZM180 44V43H179ZM7 45V46H8ZM12 45V46H11ZM118 45V46H119ZM150 45V44H149ZM164 45V44H163ZM124 46V45H123ZM143 46V45H142ZM142 46H141V48H142ZM152 46V45H151ZM150 46V47H151ZM154 46V45H153ZM152 46V47H153ZM165 46V45H164ZM184 46H186V45H184ZM187 46H186V48H187ZM14 47V48H15ZM152 47H151V50H152ZM13 48V49H14ZM32 48L35 50V48L33 47V45H32ZM118 48H120L121 50L123 49L122 48V46L120 47H117V50H118ZM134 48V47H133ZM145 48V47H144ZM146 48H148L147 46H146ZM166 48H168V46H166ZM183 48V47H182ZM0 49H2V51H4V53H5V50H8V47L4 50V48L2 47H0ZM18 49L20 50V53L21 54H19L17 51H18ZM139 49H140V47H139ZM139 49L137 48L136 49V46H135V50H137L136 51V53L139 51ZM148 49H150V48H148ZM148 49H146L145 51H147ZM164 49H165V47H164ZM170 49V48H169ZM134 50V49H133ZM133 50H132V52H133ZM160 50V49H159ZM158 50V51H159ZM1 50H0V52H1V54L3 53ZM154 51V50H153ZM153 51H149V53H152ZM167 51V50H166ZM171 51V50H170ZM26 52V51H25ZM117 52H119V53H121L120 51H117ZM142 52V51H141ZM140 52V53H141ZM144 52V51H143ZM142 52V53H143ZM168 52V51H167ZM4 53H3V56L5 57V55H4ZM39 53V52H38ZM127 53V52H126ZM126 53H122V54H124L123 56H125V54ZM139 53V52H138ZM1 54H0V56H1ZM18 54H19V56L20 57H18ZM26 54V56L28 55L27 54V52L25 53ZM127 54H129V53H127ZM131 54V53H130ZM135 54V53H134ZM144 54H146V53H144ZM148 54V53H147ZM140 55H142V54H140ZM139 55V56H140ZM160 55V54H159ZM11 57V62L8 60V59H10V57ZM118 56H120V55H118ZM122 56V57H123ZM128 56V55H127ZM134 56V55H133ZM148 56V55H147ZM156 56V55H155ZM161 56V55H160ZM130 57V56H129ZM142 57H144L143 55H142ZM146 57V56H145ZM145 57H144V59H145ZM154 57V56H153ZM187 57V56H186ZM1 58H2V56H1ZM16 58H18V59H16ZM23 58H24V60L26 61V59L25 58H29L30 60L29 61H32L31 59L32 58H30V55L28 56V57H25V56H23ZM23 58H21V60L20 61H22V62H24L23 61ZM131 58V57H130ZM139 58V57H138ZM152 58V57H151ZM150 58V59H151ZM158 58V57H157ZM170 58V57H169ZM3 59V58H2ZM121 59V58H120ZM154 59H155V57H154ZM154 59L152 60L153 61V63H154ZM171 59H172V57H171ZM7 60V61H6ZM13 60H14V62H13ZM17 60V61H16ZM137 60V59H136ZM146 60H147V58H146ZM181 60H183L182 59V57H181ZM2 61V60H1ZM133 61V60H132ZM17 62V63H16ZM22 62H20L21 64L20 65H25V63L26 62H24V64H22ZM138 62V61H137ZM144 62V61H143ZM146 62V61H145ZM170 62H172V60L171 61H169V64H170ZM1 64H2V62H0ZM11 63L13 64L14 63V65L15 64H17L16 66H17V69H15V67L16 66H13V68H14V70L15 71H13V68H12V66H10L11 65ZM28 63H29V66H30V64H31V67H32V63H34V61L33 62H27V68L26 69H28L29 68V66H28ZM123 63V62H122ZM132 63V62H131ZM152 63V62H151ZM10 64V65H9ZM35 64V63H34ZM34 64H33V66H34ZM136 64V63H135ZM134 63L132 64V65H135ZM138 64V63H137ZM141 64V63H140ZM146 64V63H145ZM150 64V62H148V64L147 65H149ZM183 64V63H182ZM171 65V64H170ZM153 66V65H152ZM7 66H5V68H6ZM9 67H11L10 68V70H9ZM107 67V66H106ZM128 67H130V66H128ZM154 67H156V66H154ZM161 67V66H160ZM169 67V66H168ZM174 67H175V65H174ZM3 69V66L1 65V67H0V69ZM21 68V67H20ZM24 68V67H23ZM132 68V67H131ZM151 68V67H150ZM157 68V67H156ZM159 68V67H158ZM40 69V68H39ZM39 69L37 70L38 72H39ZM145 69V68H144ZM144 69L142 70V71H144ZM146 69H148L147 67H146ZM153 69V68H152ZM6 70V69H5ZM20 70V69H19ZM41 70V69H40ZM129 70V69H128ZM133 70V69H132ZM131 70V71H132ZM151 70V69H150ZM155 70V69H154ZM28 71V70H27ZM133 71H136V70H133ZM152 71V70H151ZM156 71H158V70H155V73H157ZM162 71H164V70H162ZM169 71L167 72V73H169ZM19 73H15V75H16V77L18 76L19 77V75H20V73L22 74V72H20V71H18ZM42 72V71H41ZM153 72V71H152ZM1 73L2 74H5V72L3 73L2 71L0 72V76H1V78H2V76H3V78L5 77L6 78V76H7V73L5 74V75H1ZM138 73V72H137ZM140 73H142V72H140ZM144 73V72H143ZM150 73V72H149ZM18 74V75H17ZM120 74V73H119ZM152 74V73H151ZM159 74V73H158ZM8 75H10V74H8ZM54 75V74H53ZM118 75V74H117ZM131 75H132V73H131ZM134 75H135V73H134ZM133 75V76H134ZM148 75V74H147ZM160 75H161V73H160ZM159 75V76H160ZM13 74L12 75H10V78H12L13 79V77H15V76H13ZM144 76V75H143ZM154 76H155V74H154ZM157 76V75H156ZM167 77H169L168 75H166ZM165 76V77H166ZM171 76L169 77L170 79H171ZM15 77V78H16ZM142 77V76H141ZM146 77H148V76H146ZM166 77V78H167ZM1 78H0V82H2L1 83V86H0V88H3L4 86H3V84H5L6 85V87L8 86V87H10L13 83H15V82H13L12 83V81H10V86L9 85H7V83L9 84V82H6V83H3V81L4 80H6L5 78H4V80L2 81L1 80ZM2 78V79H3ZM8 78V77H7ZM9 78V79H10ZM23 78H24V76H23ZM39 78V77H38ZM43 78V77H42ZM55 78V77H54ZM120 78V77H119ZM138 78V77H137ZM149 78V77H148ZM166 78H165V80H166ZM17 79V78H16ZM22 79V78H21ZM30 79V78H29ZM155 79H156V77H155ZM155 79H153V80H155ZM157 79H158V77H157ZM156 79V80H157ZM41 80V79H40ZM140 80H142V79H140ZM152 80V81H153ZM155 80V81H156ZM263 80V79H262ZM7 81V80H6ZM120 81H123L124 83L123 84H125V85H127L128 87H130L136 94H137V96L139 95L138 93L139 92H137V90L135 89L136 87L134 86V84H132V83H130L129 81H127L125 78H121V80ZM143 82H144V80H142ZM148 81H149V79H148ZM151 81V80H150ZM158 81V80H157ZM156 81V82H157ZM164 81V80H163ZM56 82H57V84L60 86V88H61V91H62V94H64V95H66L67 97H69L70 99H72L75 103H76V105L82 110V111H84L85 113H87L88 115H90L91 113V111L89 112V110L87 109V105L85 104V103H81L77 98H76V96L74 95V93H73V90H72V88L70 87V85L69 84H65L64 82H63V80L61 79V77H56ZM146 82V81H145ZM161 82H162V80H161ZM256 82V81H255ZM254 82V83H255ZM262 82V81H261ZM148 83V82H147ZM257 83H259V82H257ZM44 84V83H43ZM47 84V83H46ZM142 83H140V85H141ZM145 84V83H144ZM158 84V83H157ZM261 84V83H260ZM50 86H52L51 84H49ZM151 85V84H150ZM252 85V84H251ZM22 86V85H21ZM48 86V85H47ZM49 86V87H50ZM134 86V87H133ZM32 87V86H31ZM121 87V86H120ZM149 87H151V86H149ZM254 87V86H253ZM22 88V87H21ZM42 88V87H41ZM54 88V87H53ZM52 88V90H54ZM147 88V87H146ZM153 88V87H152ZM158 88V87H157ZM252 88V87H251ZM7 89V88H6ZM154 89V88H153ZM239 89H240V87H239ZM243 89V88H242ZM3 90H5V88H3L2 89V91ZM21 90V89H20ZM30 90V89H29ZM36 90V89H35ZM257 90V89H256ZM39 91V90H38ZM38 91H37V93H38ZM44 91V90H43ZM157 90H155V92H156ZM262 93H260L259 94V96H257L256 98H254V99H248L246 102H244L241 106H239V108H237V109H234V110H232V111H227V113H225L223 116H221L219 119L217 118L216 120H217V122L215 123V125L212 127V128H210L208 131H206V133L204 132V134H202L203 135V140H204V143L206 144V146L209 148L208 150H209V152H210V150H211V152H213L214 154H216L217 156H218V160H219V163H220V168H221V170H224L222 167H227V168H231V169H235V170H239V171H241V172H239V174L241 173L243 176H244V187H245V189L247 188V190L249 191V193H250V195L251 196H253V198L256 200V198H261V199H263L264 198V90L262 89ZM3 92H5V91H3ZM46 92V91H45ZM44 92V93H45ZM151 92L153 93L154 91L153 90H151ZM32 93V92H31ZM41 93V92H40ZM235 93V92H234ZM2 94V92H0V95ZM34 94V93H33ZM42 94H43V92H42ZM46 94V93H45ZM55 94H56V92H55ZM54 94V95H55ZM164 94H163V96H164ZM3 95V94H2ZM10 95V94H9ZM32 95V94H31ZM245 96H246V94H244ZM256 95V94H255ZM37 96H38V94L36 95V100L37 99H39V98H37ZM53 96V95H52ZM58 96V95H57ZM164 96V97H165ZM168 96V98H170ZM249 96V95H248ZM254 96V95H253ZM43 97H44V94H43V96H42V100H41V102H39V103H42V101H43ZM162 97V96H161ZM209 97V98H210ZM231 97V96H230ZM0 98H2L1 96H0ZM4 98V97H3ZM35 98V97H34ZM52 98V97H51ZM166 98V97H165ZM228 98V97H227ZM15 99H16V97H15ZM45 99V98H44ZM57 99V98H56ZM59 99V98H58ZM224 99V98H223ZM30 100H33V99H30ZM61 100H62V98H61ZM238 100H240V99H238ZM23 101H24V98H23ZM34 101V100H33ZM56 101H58V100H55L54 102H56ZM145 101H147V100H145ZM245 101V100H244ZM18 102V101H17ZM16 102V103H17ZM24 102H26V101H24ZM28 102H29V99H28V101L26 102V104H27V106H26V104L24 105V108H23V110H27L28 109ZM35 102V101H34ZM37 102V104H38V100L36 101ZM35 102V103H36ZM44 102V101H43ZM168 102V101H167ZM171 102V101H170ZM209 102V101H208ZM208 102H207V104H208ZM212 102H213V100H212ZM211 102V103H212ZM215 102V101H214ZM222 102V101H221ZM239 102V101H238ZM0 103H1V101H0ZM30 103V102H29ZM33 102H31V104H32ZM65 103V102H64ZM63 103V101H62V103L61 104H63V105H58V106H55L54 107V109H53V111H52V113L50 114V117H49V119H50V121L48 122V127L50 128V129H54L55 127H58L59 126V124H58V122H57V118H58V116H60V115H62V113H64V109H65V106H66V103L64 104ZM220 103V102H219ZM15 104V103H14ZM21 104V106H19L20 108L22 107V103H20ZM59 104H60V102H59ZM34 103L32 104V105H30V106H32L31 108H33V107H35L36 105H34ZM57 105V104H56ZM65 105V106H64ZM149 105V104H148ZM232 105V104H231ZM234 105V104H233ZM12 106V105H11ZM38 106H39V104H38ZM42 106V105H41ZM41 106H39V107H41ZM53 106V105H52ZM176 106V107H177ZM202 106V105H201ZM26 107V108H25ZM37 107V106H36ZM231 107V106H230ZM230 107H228V108H230ZM218 108H219V106H218ZM222 108V107H221ZM15 109H17V108H15ZM36 109V108H35ZM34 109V110H35ZM37 109H38V107H37ZM200 109H201V107H200ZM220 109V108H219ZM19 110H21V109H19ZM29 112H26V113H29V115H31L32 113L31 112H33L32 110L33 109H30V107H29ZM30 110H31V112H30ZM221 110V109H220ZM227 110V109H226ZM230 110V109H229ZM9 111V110H8ZM63 111V112H62ZM197 111V110H196ZM196 111H195V113H196ZM201 111V110H200ZM19 111H18V109H17V113H18ZM23 113L25 112V111H22ZM37 112V111H36ZM221 112V111H220ZM226 112V111H225ZM12 113H13V111H12ZM23 113H21V114H23ZM31 113V114H30ZM208 113V112H207ZM206 113V114H207ZM213 113V112H212ZM14 114V113H13ZM193 114V113H192ZM197 114V113H196ZM206 114H205V117H206ZM1 115H3L4 116V113L3 114H1ZM12 115V114H11ZM18 115V117L20 116V114H17ZM25 114H23V116H24ZM27 115V114H26ZM25 115V116H26ZM28 115V116H29ZM72 115V114H71ZM198 115V114H197ZM3 116L1 117V118H3ZM28 116H26V120L27 119H29L30 118V116H29V118H27ZM33 116H35V115H33ZM185 116V115H184ZM184 116H183V118H184ZM199 116V115H198ZM14 117V116H13ZM17 117V116H16ZM21 117V116H20ZM60 117H62V121L64 120L63 118H64V116L62 115V116H60ZM59 117V118H60ZM65 117H68L67 115L65 116ZM91 117V116H90ZM195 117V116H194ZM204 117V116H203ZM203 117H202V119H203ZM204 117V118H205ZM216 117V116H215ZM70 118V117H69ZM169 118V117H168ZM213 118V117H212ZM14 119V118H13ZM13 119H11V120H13ZM18 119V118H17ZM24 119H25V117H24ZM23 119V120H24ZM73 119V118H72ZM180 119V118H179ZM188 119V118H187ZM194 119V118H193ZM196 119V118H195ZM199 119V118H198ZM197 119V120H198ZM31 120V119H30ZM206 120V119H205ZM205 120H204V122H205ZM214 120V119H213ZM20 121H22V120H20ZM19 121V122H20ZM67 121V120H66ZM81 121H83V120H81ZM171 121V120H170ZM173 121H175V120H173ZM172 121V122H173ZM183 121V120H182ZM195 121V120H194ZM200 121V120H199ZM207 121V120H206ZM3 122V121H2ZM185 122V121H184ZM191 122H193V121H191ZM191 122L190 123H188V124H191ZM196 122H198V121H196ZM210 122H211V119H210ZM14 123H17V122H14ZM21 124L23 123V121L22 122H20ZM64 123V122H63ZM74 123V122H73ZM7 124V123H6ZM27 124V123H26ZM33 124V123H32ZM57 124H58V126H57ZM71 124V123H70ZM178 124V123H177ZM176 124V125H177ZM184 124H187L186 122L184 123ZM201 124V123H200ZM205 124V123H204ZM203 124V125H204ZM209 124V123H208ZM207 124V125H208ZM210 124H212V123H210ZM16 125V124H15ZM23 126H24V124H22ZM73 125V124H72ZM72 125H69V126H72ZM79 125V124H78ZM180 125V124H179ZM178 125V126H179ZM183 125V124H182ZM197 125V124H196ZM23 126H21L22 128H23ZM42 126V125H41ZM199 126V125H198ZM198 126H196V128L198 127ZM6 127H8L7 125H6ZM15 127V126H14ZM20 126H18L17 128H19ZM37 127V126H36ZM47 127V126H46ZM87 127V125H85L84 126V128H86ZM172 127V126H171ZM184 127H185V125H184ZM1 128H2V125H1ZM0 128V130H3V129H1ZM12 128V127H11ZM44 128H45V126H44ZM60 128V127H59ZM59 128H56V129H58V130H60V131H62V133H63V130H61V128L59 129ZM63 128H65L64 127V125H63ZM76 128H77V126H76ZM83 128V129H84ZM177 128V127H176ZM180 128V127H179ZM188 128H191V127H188ZM9 129V128H8ZM14 129V128H13ZM16 129V128H15ZM14 129V130H15ZM36 129V128H35ZM43 129V128H42ZM46 129V128H45ZM86 129H90V128H86ZM178 129V128H177ZM186 129V132H187V128H185ZM14 130H12L11 132H13ZM32 130V129H31ZM91 130V129H90ZM179 130V129H178ZM182 130V129H181ZM18 131V130H17ZM20 131L22 132V129H20ZM36 131V130H35ZM34 131V132H35ZM42 131V130H41ZM46 131H47V129H46ZM56 131V130H55ZM69 132L71 131V130H68ZM180 131V130H179ZM29 132V131H28ZM48 132V131H47ZM52 132V131H51ZM87 132H89V131H87ZM3 133V132H2ZM16 133V132H15ZM14 133V134H15ZM36 133V137H37V131L35 132ZM41 133H45V131H43V132H41ZM55 133V132H54ZM61 133V132H60ZM61 133V134H62ZM93 133V132H92ZM1 134V133H0ZM4 134V133H3ZM28 134V133H27ZM49 134V133H48ZM52 135H53V133H51ZM50 134V135H51ZM57 134V135H56ZM56 134H55V136H58V134L59 133H57L56 132ZM64 134V133H63ZM80 134V133H79ZM186 134V133H185ZM192 134V133H191ZM200 134V133H199ZM4 135H6V134H4ZM35 135V134H34ZM42 135V134H41ZM47 135V134H46ZM72 135V134H71ZM92 135H94V134H91L90 136H92ZM197 135V134H196ZM201 135V136H202ZM8 136V135H7ZM19 136H20V133L19 134H17V136H16V138H19ZM42 136H44V135H42ZM41 136V138H44V137H42ZM49 136V135H48ZM47 136V137H48ZM61 135L59 134V137H60ZM10 137H13V136H10ZM35 137V138H36ZM54 137V136H53ZM52 136L50 137V139L51 138H53ZM75 137V136H74ZM94 137H96V136H94ZM92 138V139H95V138ZM6 138V137H5ZM4 138V139H5ZM49 138V137H48ZM55 138V137H54ZM64 138V137H63ZM65 138H67V137H65ZM96 138H98V137H96ZM28 139V136H27V138H26V140ZM34 139V138H33ZM45 139V138H44ZM13 140V139H12ZM16 140V139H15ZM19 139H17V141H18ZM43 140V139H42ZM42 140H40L41 142H40V144H42ZM46 140H47V138H46ZM54 140V139H53ZM52 139H51V141H53ZM57 140L58 139H56V141H54V142H57ZM98 139H96V140H94V141H97ZM1 141V140H0ZM9 141H10V139H9ZM44 141V140H43ZM50 141V140H49ZM60 141H62V140H60ZM64 141V140H63ZM84 141V140H83ZM86 141V140H85ZM84 141V142H85ZM88 141V140H87ZM92 141V140H91ZM36 142H37V140H36ZM103 142V141H102ZM15 143V144H14ZM20 143V142H19ZM34 143H35V141H34ZM33 143V144H34ZM49 143V142H48ZM98 143H100V142H98ZM203 143V142H202ZM9 144V146L10 145H12V144H14V145H16L17 146V142L15 141H13V143L11 142V143H8ZM32 144V145H33ZM39 144V145H40ZM50 144V143H49ZM58 144L60 145V143H59V141H58ZM57 144V146H59ZM61 144H63V142H61ZM86 144H87V142H86ZM90 144V143H89ZM92 144V143H91ZM1 145V144H0ZM19 145V144H18ZM43 145V144H42ZM44 145H45V143H44ZM48 145V144H47ZM47 145H45V147L47 146ZM55 145V144H54ZM88 145V144H87ZM95 145V144H94ZM15 146V148H17ZM37 146V145H36ZM52 148H54L53 147V142H52ZM64 146V145H63ZM95 146H97V142H96V145ZM103 146V145H102ZM1 147V146H0ZM31 147H34V145L33 146H31ZM45 147H43L44 149H45ZM75 147V146H74ZM73 147V148H74ZM101 147V146H100ZM205 147V146H204ZM7 148H9V147H7ZM38 148V147H37ZM36 148V149H37ZM43 148H39L38 150H41V151H44L43 150ZM46 148H49V150H51L50 151V154L53 152V149L51 148L50 149V147H46ZM57 149H58V147H56ZM61 148V147H60ZM59 148V149H60ZM65 148V147H64ZM84 148V147H83ZM180 148L182 149V150H184V151H188L189 149H188V147H187V145L186 144H184L183 142H181L180 143ZM206 148V147H205ZM20 149V148H19ZM35 149V148H34ZM33 149V150H34ZM57 149H55V150H57ZM67 149V148H66ZM87 149V148H86ZM14 150V149H13ZM16 150V149H15ZM32 150V151H33ZM48 149H47V153H48V151H49ZM54 150V151H55ZM62 150V149H61ZM61 150H59V151H61ZM85 150V149H84ZM7 151V150H6ZM17 151V150H16ZM67 151V150H66ZM8 152H10V151H8ZM35 151H33L32 153H34ZM45 152H46V149H45ZM61 152H63V151H61ZM61 152H59L58 154H60ZM96 152V151H95ZM16 152H14V153H12L11 155H15L14 156V159L17 157L16 156V154H15ZM30 153V152H29ZM42 154H43V152H41ZM55 153V152H54ZM54 153H52V157L54 156L53 154ZM66 153V152H65ZM64 154V153H63ZM72 154V153H71ZM86 154V153H85ZM87 154H88V151H87ZM93 154V153H92ZM106 154V153H105ZM207 154V153H206ZM10 155V154H9ZM38 155H40V156H42L41 154H39V151H38ZM37 155V156H38ZM45 155H47V156H49L48 154H45ZM68 158H70L69 156H68V154L66 153L65 154ZM97 156H98V154H96ZM103 155V154H102ZM215 155V156H216ZM2 156V155H1ZM0 156V157H1ZM18 156H20V153L18 154ZM39 156V157H40ZM85 156V155H84ZM92 156H94V155H92ZM96 156V157H97ZM210 156H212L213 157V154L212 155H210ZM13 157V156H12ZM11 157V158H12ZM30 158H31V156H29ZM33 157H35V155H33ZM42 157H44V156H42ZM52 157H50L51 159H52ZM60 157V156H59ZM88 157V156H87ZM107 157H108V155H107ZM10 159V157H7V159ZM62 158V157H61ZM63 158H65V156H63ZM62 158V159H63ZM72 158V157H71ZM82 158H83V156H82ZM99 157H97V160H99L98 159ZM101 158H104V156H102V157H100V159ZM109 158H110V156H109ZM7 159H6V162L7 163H14V161L15 160H13L12 162H11V160L10 161H7ZM8 159V160H9ZM35 159V158H34ZM42 159V158H41ZM41 159L39 160V161H41ZM45 159H49V158H46V156H45ZM61 159V160H62ZM206 159V158H205ZM2 160V159H1ZM0 160V163H2V161ZM42 160H44V158L42 159ZM55 160V159H54ZM54 160H52V161H54ZM58 160V159H57ZM57 160H55L56 162H57ZM60 160V159H59ZM68 160V159H67ZM73 160H74V158H73ZM96 160V159H95ZM102 160V159H101ZM100 160V161H101ZM111 160V159H110ZM140 160V159H139ZM4 162H5V160H3ZM69 161H70V159H69ZM94 161V160H93ZM105 161H107V159L105 160ZM216 161V160H215ZM32 162H34L33 161V159H32ZM31 162V163H32ZM59 162V161H58ZM63 162H64V160H63ZM75 162V161H74ZM87 162V161H86ZM102 162H103V160H102ZM7 163H5V167L6 168H8V166H9V164H8V166H6L7 165ZM16 163V162H15ZM30 163V164H31ZM45 163H46V161H45ZM50 164H51V162H49ZM48 163V164H49ZM68 163V162H67ZM70 163V162H69ZM80 163V162H79ZM85 163V162H84ZM98 163H99V161H98ZM109 163H112L111 161L109 162ZM113 163H114V161H113ZM49 164V165H50ZM60 164H61V162H60ZM59 164V165H60ZM86 164V163H85ZM93 164V163H92ZM101 164V163H100ZM103 164H105V163H103ZM115 164H117L116 162H115ZM11 165V164H10ZM35 165V162H34V164H33V166ZM41 165V164H40ZM55 166L56 165H58V164H54ZM73 164H71V166H72ZM74 165L76 166V164L74 163ZM106 165H107V163H106ZM106 165H104L105 167H106ZM111 166H107L108 168H111L112 169V164H110ZM214 165H215V163H214ZM12 166V165H11ZM14 167L16 166V165H13ZM32 168H34L33 166H32V164L30 165ZM37 166H39L38 165V163H37ZM45 166V165H44ZM69 166V165H68ZM74 166V167H75ZM78 166H79V164H78ZM95 166V165H94ZM94 166H93V168H94ZM103 166V165H102ZM114 166V165H113ZM116 166V165H115ZM4 167V166H3ZM29 167V166H28ZM52 167V166H51ZM50 167V168H51ZM60 167V166H59ZM97 167H98V164H97ZM207 163L204 161L203 162V164L201 165V170L204 172V171H206V169H207ZM216 167V166H215ZM0 168H2V166H0ZM32 168H29V169H31V173L33 174L34 172H33V170H32ZM56 168V167H55ZM57 168H58V166H57ZM62 168H65V167H62ZM66 168H68V167H66ZM65 168V169H66ZM71 168V167H70ZM69 168V169H70ZM77 168H79V167H77ZM81 168V170H83L82 169V166L80 167ZM83 168H88V166L86 167H83ZM89 168H91V167H89ZM98 168H100V167H98ZM101 168H103V167H101ZM100 168V169H101ZM108 168L107 169H105V170H108ZM118 168V167H117ZM117 168H115L114 170L116 171L117 170ZM218 168H219V166H218ZM11 169V168H10ZM54 169V168H53ZM72 169V168H71ZM84 169V170H85ZM99 169V172H101V170ZM119 169H121V167L119 168ZM122 169H125L124 168V166H123V168ZM1 171H0V174H1V172H2V170L3 169H0ZM9 173H10V178L12 177L11 175L13 174L10 170H8V169H6ZM5 170V171H6ZM40 170V169H39ZM38 170V171H39ZM43 170V169H42ZM46 170V169H45ZM47 170H49V167H48V169ZM52 170V169H51ZM56 170H59V168L58 169H56ZM55 170V171H56ZM73 170H74V168H73ZM75 170H77L76 169V167H75ZM74 170V171H75ZM83 170V171H84ZM89 170V169H88ZM91 170V169H90ZM89 170V172L90 173H88L87 171H86V173H88V174H91V171ZM95 170V169H94ZM93 170V171H94ZM104 170V171H105ZM110 170V169H109ZM113 170V169H112ZM113 170V171H114ZM209 170V169H208ZM220 170V169H219ZM225 170H226V168H225ZM5 171H3V174L4 173H6L5 175L8 177L9 175H7V172H5ZM63 171V170H62ZM65 171H67V169L65 170ZM65 171H64V174L66 175V177H67V172L65 173ZM70 171V170H69ZM113 171H111V172H113ZM210 171V170H209ZM226 171H228V169L226 170ZM45 172V171H44ZM48 172V171H47ZM52 172H53V170H52ZM97 172H98V169H97ZM102 172H103V170H102ZM110 172V173H111ZM128 172V171H127ZM232 172V171H231ZM235 172V171H234ZM29 173V174H28ZM27 174H28V176H26V177H24L23 178V182H22V184H24L25 182V184H27V181L30 179L31 181H32V179L30 178V176L32 177V174L30 173V171L28 172ZM49 173H50V171H49ZM55 173H57V171L55 172ZM55 173H54V175H55ZM81 173V172H80ZM79 173V174H80ZM84 173V172H83ZM93 173V172H92ZM106 173H109L108 171L107 172H105V176H106ZM110 173L109 174H107L108 176L110 175ZM3 174H1L0 175V177L2 176V179H3V177L5 176V175H3ZM48 174V173H47ZM63 174V175H64ZM75 174H76V172H75ZM93 174H95V172L93 173ZM92 174V175H93ZM100 174V173H99ZM120 174V173H119ZM214 174H216V173H214ZM219 173H217V175H218ZM235 174H238L237 172L235 173ZM41 175H42V173H40V176H39V179H40V177H41ZM45 174H43V176H44ZM52 175V174H51ZM51 175H49L50 177H53V176H51ZM59 174L57 173V176H58ZM62 175V174H61ZM81 175V174H80ZM83 175V174H82ZM85 175V174H84ZM87 175V174H86ZM98 175V174H97ZM104 175H103V177H104ZM112 175H114L113 173H112ZM124 175V174H123ZM73 176V175H72ZM89 176V175H88ZM87 176V177H88ZM108 176H107V178H108ZM137 176V175H136ZM219 176V175H218ZM225 176V175H224ZM227 176V175H226ZM44 177H48V175L46 176H44ZM44 177H42V180L44 179ZM63 176H61V178H62ZM77 177H78V173H77ZM80 177V176H79ZM78 177V178H79ZM86 177V178H87ZM92 177V176H91ZM116 177V176H115ZM119 177H121V176H119ZM126 177V176H125ZM132 177L134 178V176L132 175ZM132 177H130V178H132ZM229 177V176H228ZM240 177V176H239ZM238 177V175H237V178H238V180H240V178ZM6 178V177H5ZM28 178V179H27ZM54 178V180H55V178L57 179V177H53ZM69 178H70V176H69ZM69 178H67V180L69 179ZM76 178V177H75ZM74 178V179H75ZM89 178V177H88ZM101 178V177H100ZM129 178V179H130ZM144 178H145V176H144ZM222 178V177H221ZM7 179H9V178H7ZM12 179V178H11ZM11 179H10V181H11ZM24 179H27L25 182H24ZM103 179V178H102ZM236 179V178H235ZM41 180V181H42ZM50 180H52L51 178H50ZM54 180H52V181H54ZM64 180V179H63ZM66 180V179H65ZM64 180V181H65ZM75 180H77V178L75 179ZM84 180H86L85 179V176H84V179H82V182L84 183ZM104 180H105V178H104ZM229 180V179H228ZM230 180H231V177H230ZM1 181V180H0ZM8 181L9 180H6V182L4 181V179H3V182L4 183H7L8 184ZM31 181H28V186L31 184L30 182ZM52 181H48L49 182V184L52 182ZM58 181H59V179H58ZM62 181V180H61ZM60 181V183H62ZM90 181V180H89ZM91 181L94 183V177H93V179L91 178ZM102 181V180H101ZM107 181V180H106ZM134 181V180H133ZM241 182H238V184L239 183H243V181L242 180H240ZM2 182V183H3ZM43 183H46V182H44V180L42 181ZM41 182V183H42ZM69 182H70V180H69ZM77 182V181H76ZM86 182V181H85ZM99 182V181H98ZM135 182V181H134ZM3 183V184H4ZM30 183V184H29ZM42 183V184H43ZM55 182H52V185H54V187H55V185H57V184H54ZM66 183V182H65ZM68 183V182H67ZM80 183L81 182H79V180H78V183H76L77 185H80ZM82 183V184H83ZM87 183H88V179H87ZM90 183V182H89ZM95 183H96V181H95ZM106 183V182H105ZM113 183H115V182H112V184ZM127 183V182H126ZM234 182H232V184H233ZM19 184V183H18ZM24 184V185H25ZM62 184H64V182L62 183ZM68 184H70V183H68ZM75 184V183H74ZM223 184V183H222ZM236 184V183H235ZM234 184V185H235ZM65 185V184H64ZM86 185L87 184H84V185H80L79 187H77V186H73V189L75 190L76 189V192L78 193V194H80V190L79 189H81L80 187L81 186H84V188L86 187ZM90 185V184H89ZM93 185V184H92ZM140 185V184H139ZM226 185V184H225ZM240 185V184H239ZM1 189L3 188V185L1 184ZM6 186H8V185H6ZM10 186V185H9ZM21 186V185H20ZM27 186V187H28ZM37 187H38V185H36ZM49 186V185H48ZM48 186H47V188H48ZM58 186V185H57ZM62 186V185H61ZM70 186H72V184L70 185ZM70 186H68L69 187V189H70ZM104 186V185H103ZM112 186V185H111ZM124 186V185H123ZM126 186V185H125ZM128 186V185H127ZM238 186V185H237ZM242 186V185H241ZM53 187V186H52ZM51 187V188H52ZM68 187H67V191L69 190L68 189ZM96 187H98V185L96 184ZM101 187V186H100ZM110 187V185L108 184V188H107V190L108 189H110L109 188ZM227 187H229V186H227ZM5 188H7V187H5ZM22 188L24 189V187H23V185H22ZM25 188H26V185H25ZM29 188V187H28ZM39 188V187H38ZM56 188V187H55ZM61 189H62V187H60ZM79 188V189H78ZM92 188V187H91ZM91 188H89L90 190H91ZM124 188H127V187H124ZM4 189V188H3ZM17 189H18V187H17ZM19 189H20V187H19ZM23 189H21V190H23ZM36 189V188H35ZM88 189V190H89ZM101 189V188H100ZM241 189H242V187H241ZM6 189H4V191L3 192H6V191H8V190H6ZM25 190V189H24ZM28 190V189H27ZM47 190V189H46ZM57 190V189H56ZM60 190V189H59ZM78 190V191H77ZM82 190H84V193H86V188L85 189H81V191ZM88 190H87V193H88ZM93 190H94V188H93ZM97 190V189H96ZM121 190V189H120ZM123 190V189H122ZM229 190H231V189H229ZM2 191V190H1ZM0 191V192H1ZM52 191V190H51ZM70 191V190H69ZM139 191V190H138ZM232 191V190H231ZM2 192V193H3ZM12 192H13V190H12ZM16 192H18V191H16ZM23 193L25 192V191H22ZM39 192V191H38ZM41 192V191H40ZM54 192H56L55 190L53 191V193ZM60 192V191H59ZM65 192L66 191H64L63 193L65 194ZM75 192V193H76ZM93 191H91V193H92ZM94 192H96V191H94ZM93 192V193H94ZM100 192V191H99ZM99 192H97V193H99ZM105 192H106V190H105ZM104 192V193H105ZM246 192V191H245ZM10 194L9 192H6V194ZM23 193L22 194H20L19 193V198L21 197L22 199H23V197L24 198H27V195H26V197L23 195ZM45 193H46V191H45ZM57 193V192H56ZM60 193H62V190H61V192ZM60 193L58 194L59 195V197L60 198H57V199H59V200H61V201H59V200H57V202L55 203V204H53V201L55 200V199H53V198H56V197H54L53 195H55V194H52V196H53V198H51V200L53 199V201H50V202H52V205H55V206H58V204H59V206L62 204V202H63V199H67V196H68V194H73V192H70V193H68V192H66V193H68V194H66L65 195V197H63V199H61L62 197L61 196H63V194H61V196H60ZM83 193V192H82ZM82 193L80 194L81 195V197L82 198H84V196L82 195ZM90 193V192H89ZM102 192H100V195H102L101 194ZM121 193V192H120ZM122 193H124V191L122 192ZM150 193V192H149ZM4 194V193H3ZM15 194V193H14ZM16 194H18V193H16ZM116 194V193H115ZM141 194V193H140ZM248 194V193H247ZM5 195V194H4ZM3 195V196H4ZM21 195V196H20ZM22 195H23V197H22ZM57 195V194H56ZM55 195V196H56ZM73 195H75V196H73V198H75L76 196L78 197H76V201H79V196L77 195V194H73ZM87 195V194H86ZM86 195H85V197H86ZM97 195V194H96ZM119 195V194H118ZM133 195V194H132ZM241 195V194H240ZM246 195V194H245ZM249 195V196H250ZM3 196H1V199H0V245L3 243V242H6V239H8L7 237H8V235L6 234V232H8L9 231V233H10V230H12V229H9L8 230V228H9V226H8V221L9 220H11V219H8V218H10V215H9V213L8 212H6V209L9 211V209L7 208V206L5 205V201H4V198H2ZM6 196V195H5ZM17 195H15V197H16ZM31 196V195H30ZM33 196V195H32ZM32 196L31 197H29V195H28V197L32 200ZM38 196V195H37ZM108 196V195H107ZM114 196H116V195H114ZM120 196V195H119ZM151 196H153L152 194H151ZM239 196V195H238ZM7 197H10L9 195L7 196ZM6 197V199L8 200L9 198H7ZM72 197V196H71ZM71 197H69V198H71ZM87 197L90 199V197H91V199H92V196H90V194H89V196L87 195ZM96 197H98V195L96 196ZM117 197V196H116ZM145 197V196H144ZM241 197V196H240ZM247 197H248V195H247ZM28 198V199H29ZM67 199V200H70V199ZM82 198H80V200L82 199ZM87 198V199H88ZM99 198H101V196H99ZM252 198V197H251ZM252 198V199H253ZM37 199V198H36ZM39 199H40V197H39ZM65 199V200H66ZM78 199V200H77ZM85 199V198H84ZM90 199V200H91ZM96 199H98V198H94V196H93V200H91L92 201V203H93V201H95ZM116 199V198H115ZM145 199V198H144ZM152 199H154L153 197H152ZM9 200H11V197H10V199ZM8 200V201H9ZM26 200V199H25ZM46 200V199H45ZM73 200V199H72ZM74 200V201H75ZM86 200V199H85ZM84 200V201H85ZM150 200V199H149ZM250 200V199H249ZM255 200H253V201H255ZM258 200H260V199H258ZM257 200V201H258ZM28 201L29 200H26V202L28 203ZM37 201H39V200H37ZM41 201V203L43 202L42 201V199L40 200ZM76 201H75V203H76ZM81 201H83V200H81ZM80 201V202H81ZM87 201V200H86ZM91 201H88V202H91ZM100 201V200H99ZM137 201V200H136ZM153 201V200H152ZM156 201V200H155ZM256 201V202H257ZM262 201V200H261ZM260 201V202H261ZM11 202V201H10ZM30 202V201H29ZM48 202V201H47ZM49 202V203H50ZM60 202V203H59ZM66 202V201H65ZM67 202H69V201H67ZM149 202V201H148ZM247 202H248V200H247ZM40 203V202H39ZM87 202H85L84 204H86ZM92 203H89L90 205H91V208H93V207H95L96 205H94L96 202H94V204L92 205ZM156 203V202H155ZM253 203V202H252ZM259 203V202H258ZM7 204V203H6ZM9 204V203H8ZM11 204H13V202H11ZM10 204V205H11ZM30 204V203H29ZM51 204V203H50ZM49 204V206H51L50 208H53L52 207V205H50ZM64 204H65V206H64ZM63 204V207H65V210L64 211H66L67 212V215H69L68 213H70V215L72 214V213H74L75 212V210L73 209V207L75 206V207H77L76 206V204H74L73 205V201H72V203H70L69 204V208L72 206V210H74V211H72L71 209H69V208H67V206H68V204H67V206H66V203H64ZM77 204H79L78 202H77ZM81 204V203H80ZM82 204H83V202H82ZM98 204V203H97ZM120 204V203H119ZM154 204V203H153ZM246 204V203H245ZM14 206H15V204H13ZM31 205H33V202L31 203ZM30 205V206H31ZM90 205H89V208H90ZM132 205V204H131ZM139 205V204H138ZM149 205V204H148ZM156 205V204H155ZM256 205H258V204H256ZM259 205H260V203H259ZM49 206H47V208L49 207ZM55 206H54V208H55ZM58 206V207H59ZM62 206V205H61ZM81 205H79L78 207L81 209V210H84L82 207H80ZM84 206H88V205H83V207ZM143 206V205H142ZM246 206V205H245ZM253 206V205H252ZM9 207V206H8ZM10 207H12V206H10ZM16 207V206H15ZM58 207H56V208H58ZM77 207V208H78ZM149 207H150V205H149ZM154 207V206H153ZM157 207H158V205H157ZM244 207V206H243ZM255 207V206H254ZM259 207V206H258ZM262 207V206H261ZM35 208V206H33V210H35L34 209ZM49 208V209H50ZM66 208H67V210H70V211H72V213L71 212H68L67 210H66ZM77 208H75L76 210H78ZM129 208V207H128ZM152 208V207H151ZM150 208V209H151ZM156 208V207H155ZM159 208V207H158ZM257 208V207H256ZM11 209V208H10ZM17 209V208H16ZM46 210V207L43 209V210H45L44 211V213H46V212H48V213H46V214H48V216L47 215H45L47 218H48V220H47V218H44V220H47V223H50V222H52L51 220H53L54 218L56 219V221H58V222H61V221H59V219H61L60 217H58L59 219H57V215L59 214V216H61L60 214H64L63 216L65 217H67V215H66V213H64V212H62V208H61V212L59 213H57L56 212V209L54 210V209H52V211L51 210ZM60 208H58V210H59ZM64 209V208H63ZM80 209H79V211H80ZM87 209V208H86ZM94 209V208H93ZM133 209V208H132ZM247 209V208H246ZM253 209H255V208H253ZM263 209V208H262ZM15 210V209H14ZM23 210V209H22ZM40 210V209H39ZM53 210L56 212V215H55V212L53 213V215H52V212H53ZM127 210V209H126ZM257 210V209H256ZM255 210V211H256ZM259 210V209H258ZM11 211V210H10ZM15 211H17V210H15ZM20 211V210H19ZM27 211V210H26ZM25 211V212H26ZM37 211V210H36ZM79 211H77V212H79ZM85 211V210H84ZM22 212V211H21ZM20 212V213H21ZM24 212V214L23 213H21V214H18V216L16 215V218H17V220H18V223L19 222H23L24 220L25 221H27L28 223H25V224H28V225H30V224H35V223H32V220L31 221H28L27 220V214ZM43 212V211H42ZM50 212V213H49ZM82 212V211H81ZM80 212V213H81ZM87 212H89V211H87ZM146 212H147V209H146ZM146 212H144V213H146ZM16 213H18V212H16ZM15 213V214H16ZM31 213V212H30ZM37 213H39V212H37ZM80 213H77V214H80ZM83 213H85V212H83ZM135 213V212H134ZM253 213V212H252ZM258 213V212H257ZM9 216H8V215ZM13 214L14 213H12L11 214V216L13 217ZM14 214V215H15ZM40 214L41 213H39V220H41L42 218H41V216H40ZM49 214H51L54 218H51L50 219V216H49ZM74 214H76V213H74ZM74 214H72L73 216H72V218L75 216ZM86 214V213H85ZM143 214V213H142ZM254 214V213H253ZM20 215H21V218L22 217H24V218H22V221H21V218H20ZM24 215V216H23ZM29 215V214H28ZM37 215H36V217H37ZM83 215V214H82ZM105 215H107V214H105ZM126 215V214H125ZM124 215V217H126ZM137 215V214H136ZM144 215V214H143ZM163 215V214H162ZM6 216H8V218L6 217ZM44 216V217H45ZM141 216V215H140ZM159 216V215H158ZM164 216V215H163ZM257 216V215H256ZM262 216V215H261ZM19 217V218H18ZM70 216H68V218L67 219H70L69 218ZM77 217V216H76ZM75 217V219L77 220V218ZM80 217V216H79ZM123 217V218H124ZM136 217V216H135ZM139 217V216H138ZM161 217V216H160ZM8 219V221H7V219ZM38 218V217H37ZM70 219L69 221H67V219H65V218H63L62 220H64L65 219V221H64V223H68V222H72L71 220H73V219ZM83 218V217H82ZM86 218V217H85ZM84 218V219H85ZM122 218V219H123ZM15 219V218H14ZM132 219H134V218H132ZM13 220V219H12ZM20 220V221H19ZM43 220V219H42ZM43 220V221H44ZM50 220V221H49ZM81 220H83V219H81ZM128 220V219H127ZM161 220H163L162 219V217H161V219H160V222H162ZM165 220H166V218H165ZM14 221V220H13ZM16 221V220H15ZM14 221V222H15ZM24 221V222H25ZM49 221V222H48ZM54 221V220H53ZM126 221V220H125ZM11 222V221H10ZM31 222V223H30ZM73 222H76V221H73ZM78 222H80V220L78 221ZM164 222V221H163ZM168 222V221H167ZM166 222V223H167ZM169 222H171V221H169ZM46 223V224H47ZM57 223V222H56ZM63 222H62V225L64 224ZM77 223V222H76ZM115 224V223H114ZM161 224V223H160ZM164 224V223H163ZM173 224V223H172ZM16 225V224H15ZM40 225V224H39ZM52 225V224H51ZM51 225H50V227H51ZM55 224H53L52 226H54ZM34 226H36V225H33V227ZM38 226V225H37ZM59 226V225H58ZM64 226V225H63ZM76 226V225H75ZM137 226H139V224L137 225ZM160 226H163V225H160ZM8 227V228H7ZM11 227H13V226H11ZM15 227H18L17 225L15 226ZM30 227L32 228V226L30 225L28 228L30 229ZM41 227V226H40ZM60 227V226H59ZM136 227V226H135ZM27 228V229H28ZM34 228H37V227H34ZM39 228V227H38ZM37 228V229H38ZM42 228V227H41ZM40 228V229H41ZM44 228V227H43ZM55 228V227H54ZM58 227H56V229H57ZM124 228V227H123ZM163 228H164V226H163ZM166 228V227H165ZM171 228V227H170ZM24 229V226H23V228L21 229V230H23ZM28 229V231L27 232H32L31 230L32 229H30L29 230ZM36 229V230H37ZM75 229V228H74ZM138 229V228H137ZM167 229V228H166ZM175 229H177V227L175 228ZM8 230V231H7ZM16 230V229H15ZM18 230H19V228H18ZM49 230V229H48ZM165 229H163V232H165L164 231ZM168 230V229H167ZM173 230V229H172ZM178 230V229H177ZM35 230H33V232H34ZM40 231V230H39ZM39 231H37V234H36V236H39V235H41L43 232H44V230L41 232V234H39L38 232ZM51 231V230H50ZM50 231H48V232H50ZM59 231V230H58ZM134 231H135V229H134ZM139 230H137V231H135V232H138ZM155 232H157V234L159 235L158 236V242L156 243V248H157V257H156V255H155V257L158 259V260H155L156 262L155 263H157V261H158V263L157 264H169V263H173V262H177L178 264H202L201 263V261L199 260V258L197 257V256H199L200 255V251H199V254H197V253H195V254H193V255H195L194 257H191L190 256V253L192 252V250L194 251V248L192 247V250H190V248L188 247L189 246V242H188V250H190L191 252L190 253H188V251L186 250L187 248H185V243H184V247H181V245L180 244H176V243H180V242H178L177 240V242L175 243V242H173V246H169V245H172V244H169V245H167L166 246V244H164V242H165V240H164V233H163V237H161L160 235L162 234V230L160 229V228H158L157 229V227H156V229L154 230ZM174 231V230H173ZM12 232H14V231H12ZM18 232V231H17ZM16 231H15V236L17 235L16 233H17ZM120 232V231H119ZM147 232V231H146ZM169 233H171L170 232V230L168 231ZM175 232V237L177 238V234H179V233H177L176 234V232L177 231H174ZM174 232H173V236H174ZM8 233V234H9ZM19 234L21 233V231H19L18 232ZM23 233V232H22ZM44 233H46V236H47V232H46V229H45V232ZM133 233V232H132ZM3 234H4V237H3ZM31 234H33V233H31ZM50 234V233H49ZM48 234V235H49ZM54 234V233H53ZM182 234V233H181ZM181 234H179L178 236H180ZM11 235V234H10ZM35 235V234H34ZM43 235L45 236V234H42V237H43ZM135 235V234H134ZM182 235H184V234H182ZM12 236V235H11ZM14 236V237H15ZM22 236V235H21ZM21 236H20V238H21ZM53 236V235H52ZM52 236H48L47 237V239H49L50 238V240L52 239L53 240V238H51ZM121 236V235H120ZM119 235H118V239H116L117 241H120L119 240V237H120ZM133 236V235H132ZM173 236H172V238H170V243H171V241H173L174 239H173ZM17 237V236H16ZM54 237H55V235H54ZM57 237V236H56ZM56 237H55V240H56ZM136 238H137V234H136V236H135ZM169 237H171V236H169ZM181 237V236H180ZM179 237V238H180ZM186 237V236H185ZM184 237V238H185ZM41 238V237H40ZM44 238V237H43ZM43 238H41V239H43ZM130 238V237H129ZM168 238V237H167ZM190 237L188 236V239H189ZM10 239V238H9ZM12 239H14L13 238V236H12ZM11 239V240H12ZM27 239V238H26ZM44 239H46V237L44 238ZM146 239H147V237H146ZM173 239V240H172ZM186 240H188L187 239V237L185 238ZM23 240V239H22ZM58 240H60L59 239V237H58ZM109 240V239H108ZM110 240L112 241V237H110ZM130 240H132V239H130ZM150 241H152V239H149ZM183 240V237H182V239H181V241ZM9 241V240H8ZM13 241V240H12ZM155 241H156V239H155ZM175 241V240H174ZM185 241V240H184ZM14 242V241H13ZM20 242V241H19ZM25 242V241H24ZM37 242V241H36ZM35 242V243H36ZM53 242H55V241H53ZM109 242V241H108ZM115 242V241H114ZM125 242V241H124ZM124 242H122V243H124ZM130 242V241H129ZM133 242H134V239H133ZM145 242V241H144ZM186 242V241H185ZM21 243V242H20ZM42 243V242H41ZM122 243H120V244H122ZM136 243H137V241H136ZM166 243H167V241H166ZM176 245H175V244ZM182 243V242H181ZM6 244V243H5ZM45 244V243H44ZM47 244V243H46ZM109 244V243H108ZM108 244H105L106 246H108ZM115 244H116V242H115ZM119 244V242H118V247H119V249H120V245ZM125 244V243H124ZM127 244V243H126ZM151 244V243H150ZM183 244V243H182ZM11 245V244H10ZM37 245V244H36ZM110 245H111V242H110ZM137 245V244H136ZM144 245H146V244H144ZM196 244H194L193 246H195ZM12 246V245H11ZM10 246V247H11ZM28 246V245H27ZM26 246V247H27ZM30 246H31V244H30ZM41 246V245H40ZM47 246V245H46ZM122 247H123V245H121ZM135 246V245H134ZM169 246V247H168ZM191 246V245H190ZM197 246H198V244H197ZM20 247V246H19ZM38 247H39V245H38ZM104 248H105V246H103ZM116 247L117 246H115V250H116ZM148 247H149V245H148ZM200 247V246H199ZM202 247V246H201ZM30 248V247H29ZM55 248V247H54ZM102 248V247H101ZM107 248H111V249H113L112 248V245L109 247H107ZM135 248V247H134ZM133 248V249H134ZM196 248V247H195ZM198 248V247H197ZM196 248V249H197ZM35 248H32V250H34ZM37 249L38 248H36V250H34V254L32 255V252H31V254H30V251H29V253H27V252H22V250H21V254H19L20 252H18V254L19 255H17L16 256V254L14 253V255L16 256V257H14V259H5V260H3V258L2 259H0V260H2L1 262H0V264H12V261L14 260V261H18V263L17 262H15V263H17V264H32V262H31V260H32V258H36V260H40V259H43L44 260V254H45V251H43V253H40V251H41V249H40V251L38 252L37 251ZM49 249H51V248H49ZM106 249V248H105ZM105 249H103L104 251H107V250H109V249H107V250H105ZM130 249V248H129ZM132 249V248H131ZM199 249H201L202 250V248H199ZM198 249V250H199ZM14 250H16V249H14ZM26 250V249H25ZM29 250V249H28ZM27 250V251H28ZM43 250V249H42ZM52 250V249H51ZM71 250V249H70ZM153 250V249H152ZM152 250H151V252H152ZM1 251H3V250H1ZM12 251H13V249H12ZM16 251H19V250H16ZM62 251V250H61ZM110 251V250H109ZM108 251V252H109ZM138 251V250H137ZM203 251H204V249H203ZM202 251V252H203ZM207 251V249H205V251L203 252L204 253V255H205V253H207L206 252ZM4 252V251H3ZM110 252H114V251H110ZM118 252H120V250L118 251ZM125 252H126V250H125ZM150 252V255L151 254H155V252H154V250H153V253H151ZM196 252V251H195ZM17 253V252H16ZM62 253V252H61ZM100 253V252H99ZM115 253V252H114ZM130 253H132V252H130ZM194 253V252H193ZM203 253H202V255H203ZM9 254H10V252H9ZM108 254V253H107ZM110 255H111V253H109ZM119 254V253H118ZM124 254V253H123ZM197 254V255H196ZM95 256H96V253L94 254ZM98 255H100V254H98ZM102 256H104L103 254H101ZM109 255V256H110ZM112 255H113V253H112ZM120 255V254H119ZM121 255H122V253H121ZM125 255H126V253H125ZM124 255V256H125ZM129 255H131V254H129ZM133 255H136L135 253L133 254ZM144 255V254H143ZM204 255L203 256H199V257H203L204 258ZM208 255V254H207ZM48 256V255H47ZM55 256V255H54ZM61 256V255H60ZM64 256V255H63ZM101 256V257H102ZM206 256V255H205ZM213 256V255H212ZM0 257H2V256H0ZM4 257V256H3ZM8 256H6V258H7ZM12 257H13V254H12ZM40 259H39V258ZM74 257V256H73ZM107 257V256H106ZM112 257V256H111ZM129 257V256H128ZM127 257V258H128ZM133 257V256H132ZM148 258H149V256H147ZM151 257V256H150ZM190 257L192 258V262L190 263L188 260L190 259ZM209 257H210V259H209ZM5 258V257H4ZM48 258V257H47ZM58 258V257H57ZM62 258V257H61ZM92 258H94V257H92ZM110 258V257H109ZM109 258H108V260H109ZM135 258V257H134ZM216 258L219 260L218 262H220V259L216 256ZM216 258L214 259L215 261H216ZM34 259H33V262H36V260L34 261ZM46 259V258H45ZM52 259V256H51V258L50 259H47V260H50V261H52L51 260ZM69 259V258H68ZM75 259V258H74ZM96 259H99V258H96ZM124 259V258H123ZM131 259V258H130ZM152 259L153 258H151V261H150V259H148L147 261H148V264H150V263H152L153 261H152ZM155 259V258H154ZM153 259V260H154ZM212 258H211V256H208V260H211V261H209V263L210 264H213V262H215V261H212L213 260ZM55 260V259H54ZM92 260V259H91ZM99 260H101V259H99ZM104 260V259H103ZM106 260V259H105ZM104 260V261H105ZM131 260H133V259H131ZM143 260V259H142ZM57 261H59V260H57ZM96 261V260H95ZM104 261H100L101 263H103ZM114 261H116V259L114 260ZM119 261V260H118ZM124 261H126V260H123V261H121L120 262V264H124ZM203 261H205L206 262V259H204ZM37 262H39V261H37ZM36 262V263H37ZM46 262V261H45ZM45 262H43L44 264H45ZM92 262V261H91ZM109 262H110V260H109ZM128 262V264L130 263V264H132L131 262H133V261H126V263ZM136 262H137V260H136ZM136 262H134V263H136ZM141 262H143V264H144V261H141ZM41 263V262H40ZM39 263V264H40ZM50 263H53V262H50ZM50 263H47L46 262V264H50ZM99 263V262H98ZM98 263H96L95 262V264H98ZM114 263V262H113ZM140 263V262H139ZM216 263V262H215ZM214 263V264H215ZM14 264V263H13ZM35 264V263H34ZM79 264V263H78ZM92 264V263H91ZM93 264H94V262H93ZM104 264H109L107 261L106 262H104ZM111 264V263H110ZM116 264V263H115ZM137 264V263H136ZM174 264V263H173ZM204 264V263H203ZM208 264V263H207ZM219 264H224V262L223 263H219ZM249 264V263H248Z\"/></svg>",
	"mask_w": 264,
	"mask_h": 264
}]
</instances>
